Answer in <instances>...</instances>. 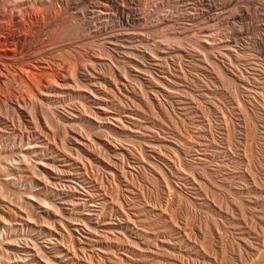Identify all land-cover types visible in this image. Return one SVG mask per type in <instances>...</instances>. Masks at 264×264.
<instances>
[{
	"label": "rangeland",
	"instance_id": "rangeland-1",
	"mask_svg": "<svg viewBox=\"0 0 264 264\" xmlns=\"http://www.w3.org/2000/svg\"><path fill=\"white\" fill-rule=\"evenodd\" d=\"M4 1V2H3ZM0 0V10H4V12L5 13H7V14H16L17 13V11H18V13L20 14V12H21V14L22 15H25V14H23V13H27V12H32L33 13V10H34V12L36 11L37 12V10L39 9L40 11V14H43L42 16H44L45 14H44V11H45V9H46V6H47V4H45V2H47V0H43L44 2L43 3H41L39 0H21L20 2H21V4L19 3V6H20V9H19V6L17 7H14V6H12L13 5V3H11V2H13V0ZM15 1H17V0H15ZM49 1V0H48ZM92 1V0H91ZM91 1H84V2H81V4L79 3L78 5H80V6H78L77 7V9H79V7H83L84 5L86 6H88V8H91V6H93V4L95 5L94 7H96V8H94V9H97V7H100L99 5H98V3H96V1H92V3H91ZM100 1V0H99ZM132 1H136V0H132ZM138 1H140V3L138 2ZM157 1V2H156ZM137 0V3H136V6L140 9V10H142L141 11V14H145V11L147 12L148 11V13H147V16H146V18H145V20L143 19V21H142V19H140V21H139V23L138 22H136L137 23V25L135 24V23H132V22H126V23H124V22H122L123 23V25L122 24H120L121 22H118V23H116L114 20V22H112V19H110V18H105V16H103V15H99L98 17H95V19H96V21H95V19H94V21H93V23H91L90 22V24H89V26H83V24L80 22V21H78L77 20V16L75 15L76 13H75V11L74 10H76V9H70V11L68 10L67 11V13H66V22H65V24L64 25H62V26H60L59 28H57V27H55L54 28V26H51V27H48V28H46V27H44V24L43 23H41L42 25H40L39 27H34L32 24H30L29 23V21H27L28 19L26 18H23L22 17V22H24V20H26L25 22L26 23H23L22 24V22L20 23L21 24V26H20V24H19V26H18V29H21L22 28V30H19V31H25L26 33H27V35L29 36L28 37V41L26 42V44L28 45V43H29V45H36V48L37 47H39V48H41V51H42V53L40 52L39 54H45L46 55V58H48L49 57V59H53V58H55V59H53V60H55L56 62H57V72L59 73V75H62V73L64 74V75H66V74H68V75H66V76H63V77H65V78H62L61 80L59 79L58 80V83L57 84H59L58 85V87H60V89L58 88V93H57V95H59V96H57V97H55V101H53L54 100V98H51V99H48V100H42V101H44V104H42V105H45V107H48V108H50L51 107V103H52V106H53V108H59V109H57L58 111L60 110V111H64L65 109H67L68 111L66 112V111H64L65 113H68V114H70V115H74L77 111H82V110H84L83 112L84 113H87V111H88V113L87 114H89V116H91V118L92 117H95L94 115H91L90 114V111H89V106L88 105H91V109H92V102L90 101V100H88L87 98H83V97H85L84 96V94H83V92H84V90L83 89H85V88H87L86 87V82L85 81H83V80H81V82H79L80 80H79V78H78V84H79V88L81 89L82 87H85V88H83L82 90H80L78 87H77V85L78 84H75L76 82H75V79H77V78H75V79H72V78H74V77H72V76H70L69 77V74L71 75V71L69 70L70 69V65L71 64H69V69L67 68L68 67V61H66V60H64V58L66 59V57H65V55L63 56V52L62 51H59V49L61 48V47H63L64 45H66V44H71V45H73L75 48H77V50L79 51L81 48H83V46H84V48H86V49H88V51L90 52V54L91 55H94V56H99V54H100V59H99V61L100 62H98V64H95L94 65V67H95V69H96V67H97V69H98V71H100V73L102 74L103 72H104V76H105V78H107V79H110L111 78V80H112V77H114V73H117L116 75H115V77H119V78H113L114 80L116 79V83L118 84V80L117 79H119V81L121 80V81H123V83H125V84H127V85H125V86H127L128 87V92L126 91L127 89V87L126 88H124L123 86H121V84H118V86L121 88H119L120 90H121V93H122V95H121V93L119 92L120 90H118V86H117V84L115 83V86L113 85V83L112 82H110V84H107L105 81H101L102 83L104 82V84H101V86L103 87L104 85L106 86H104V88H105V90L107 89V87L110 89V88H113L112 89V93H114L113 95V97H114V99H113V97H112V95H111V90L109 91V89H108V91H107V93H106V97H107V99H108V97H109V102L110 103H108V105L110 104V106H109V108H108V110L110 111H112L113 110V112H119V111H122V110H129L131 113H133V115L134 116H136V117H140V119L142 120V119H144V121L146 122L145 124H143V125H145V126H143L142 128H140V129H142V131H144L145 132V130H150V125H151V127H153V128H151V130H152V132H153V139H152V142H153V146L154 147H157V148H154L153 150H157V149H159L158 151H156V152H161L162 153V151H164L163 153L165 154V155H167V156H164V154H163V156H164V158H172L171 160H175L174 162H175V164H176V167L177 168H179V170L180 169H182V170H180L181 172L182 171H184V172H182V173H184L183 175L185 176H182V177H180V176H178L179 178H177V177H170V178H172L171 180L172 181H176L175 183L176 184H178V185H180L181 184V189H183V192H178V194H177V192L176 191H170L172 194L174 193V192H176V195H178V196H176L175 195V193H174V195H172L171 194V197L169 198V201H168V199H167V201H166V198H164L163 199V197L162 196H160V194H159V192H157L158 190L155 188V187H153V189L152 188H150L151 186L149 185V184H147V183H145V184H142L143 183V181H138L140 184L138 185V182H135V180H133L132 179V181H133V185L135 184V186L139 189H141V191L139 190V191H137V192H140V193H143V191H144V193L143 194H145L144 196H142L143 194H141V196H142V198L144 199V200H147L146 202L149 204V202H150V204H153L155 207H157V208H153L154 209V211H160V209H161V213L165 210L166 211V213H169L171 216L170 217H172V221H173V223H175L174 224V229H176L175 231H178L179 232V236H177L176 234H175V231L174 230H172L171 229V231L173 232H170V233H172V235H171V238H169V237H167V238H169V239H171L172 241L174 240V243L171 241L170 242V244H166V245H162V242H161V238H163L162 236H160L159 235V233L157 232V234H156V232H155V230L157 229L156 228V226L155 225H152V224H147V222L144 224V222L143 221H141V220H139V221H135V223H136V225L139 227L140 226V228L142 229H146L145 230V232H144V230H143V232H144V234H143V237H144V239L141 241H139L140 242V245H142V246H138V244H139V242H137L136 243V240L138 241L139 240V238H131V237H129L128 235H126V234H124L123 232H121V230L119 231V230H116V229H113L112 230V232H111V230L110 229H108V228H104L103 226H98L97 227V229H96V233H98L97 235H99L98 237H100V235H101V239L103 240V239H105L107 236L109 237H107V241H105V240H103L104 241V243L106 242V243H108L107 245L109 246V248H101L100 247V245H101V243L100 242H98V241H91V243L88 241V243L86 242V243H84V244H82V246H84V248L86 247L87 248V251H86V254H83V252L86 250V249H84V251L83 252H78V255L79 256H81V255H83V256H87V258H86V256H85V259H88V261L89 260H91V264L93 263V264H97V262H99L98 264H245L246 262H247V260L246 259H248V256L250 257V251H251V248H250V246H251V244L253 245V244H255V240H256V242L257 243H259V239L261 240L262 239V236L264 235L263 234V232H264V159H262V158H264V128H263V126H264V107L262 108V106H264L263 104H264V78H262L261 79V77H257V76H260V73L263 75V70H264V0H247V1H244V0H234V2H233V4H237V5H234V6H232L233 4H229V5H225L226 7H224V5H220V2L221 1H223V0H217V3H216V0L215 1H210V0ZM194 1V2H193ZM196 1V2H195ZM208 1L212 4L210 7H208L207 6V3H208ZM236 1H240V3H242L243 4V2H244V4L242 5V6H244L245 4H247L248 3V1H249V3H248V5L249 6H247V5H245L244 6V8L245 9H249L250 11H248L247 10V15L245 14V13H243V16H242V13H240V12H238V10H239V8H240V3L238 2V3H236ZM261 1V2H260ZM53 2V3H52ZM156 2V3H155ZM193 2V3H192ZM201 4H200V3ZM205 2V3H204ZM4 3V4H3ZM51 3L54 5V4H56L57 5V1L56 0H51ZM82 3H83V5H82ZM101 3H103V2H101ZM142 3V4H141ZM155 3V4H154ZM188 3V4H187ZM191 3V4H190ZM216 3V4H215ZM219 3V4H218ZM29 4V5H28ZM140 4L142 5V6H140ZM190 4V5H189ZM253 6H252V5ZM5 7H3V6ZM37 5V6H36ZM91 5V6H90ZM192 5V6H191ZM194 5V6H193ZM216 5V6H215ZM86 6V7H87ZM140 6V7H139ZM145 6V7H144ZM156 6V7H155ZM206 6V7H205ZM236 6V7H235ZM147 7V8H146ZM153 7V8H152ZM168 7H170V8H168ZM217 7V8H216ZM223 7V8H222ZM235 7V9H233V11H232V8H234ZM249 7V8H248ZM254 8V9H252V8ZM25 8H26V10H25ZM57 8H60V7H58L57 6ZM160 8H162V9H160ZM165 8V9H164ZM208 8V9H207ZM229 8H230V10H229ZM238 8V9H237ZM33 9V10H32ZM199 9V10H198ZM200 9H203L204 10V12H206V13H204V12H202V14L201 13H199V11H200ZM213 9V10H212ZM226 9H228V10H226ZM21 10V11H20ZM175 10V11H174ZM222 12H221V11ZM235 10V11H234ZM253 10V11H252ZM259 10V11H258ZM210 11V12H209ZM240 11V10H239ZM252 11V12H251ZM23 12V13H22ZM159 12V13H158ZM167 12V13H166ZM192 12V13H191ZM213 12H215V14L213 13ZM218 12V13H217ZM220 12H221V14L222 13H224V14H226V15H224L223 14V16H221V18H219L218 16H216V15H219L220 14ZM227 12V13H226ZM232 12H234V13H232ZM260 12V13H259ZM181 13V14H180ZM191 13V14H190ZM205 15H204V14ZM210 13V14H209ZM230 13H232V14H230ZM252 13V14H251ZM20 14V15H21ZM148 14H150V15H148ZM159 14V15H158ZM162 14V15H161ZM165 14V15H164ZM168 14V15H167ZM198 14V15H197ZM208 14V15H207ZM228 14H230V15H228ZM238 14H241L240 16H238ZM248 14H250V15H248ZM202 15V16H201ZM229 16V19H227L228 18V16ZM237 15V16H236ZM246 15V16H245ZM74 16V17H73ZM95 16V15H94ZM154 16H155V18H154ZM159 16V17H158ZM164 16V17H163ZM166 16V17H165ZM174 16V17H173ZM176 16V17H175ZM200 16V17H199ZM215 17V19H214V17ZM227 17L226 19H227V21L228 22H226V19L224 18V17ZM231 16H233V17H231ZM104 18V20H103V18ZM107 17V16H106ZM168 17V18H167ZM191 17V18H190ZM194 17V18H193ZM196 17V18H195ZM216 17H217V19H216ZM76 18V19H75ZM101 18V19H100ZM178 18H179V20H178ZM213 18V19H212ZM242 18V19H241ZM250 18V19H249ZM43 19H44V17H43ZM109 19H110V21H109ZM190 19V20H189ZM204 19V20H203ZM109 22H108V21ZM158 20V21H157ZM102 21H103V23H102ZM148 21V22H147ZM186 21V22H185ZM202 23H201V22ZM222 21V22H221ZM231 23H230V22ZM95 22V23H94ZM158 22V23H157ZM162 22V23H161ZM182 22V23H181ZM205 24H204V23ZM226 22V23H225ZM233 22V23H232ZM237 22V23H236ZM29 23V24H28ZM79 23H81V24H79ZM97 23V24H96ZM102 23V24H101ZM105 23H108L107 25H105ZM116 23V24H115ZM128 23V24H127ZM210 23H212V24H210ZM134 24V25H133ZM167 24V25H166ZM210 24V25H209ZM103 27H102V26ZM155 25V26H154ZM194 25V26H193ZM238 25V26H237ZM105 26V27H104ZM107 26V27H106ZM164 28H163V27ZM174 26V27H173ZM192 26V27H191ZM203 26V27H202ZM215 26V27H214ZM221 26V27H220ZM228 26V27H227ZM249 26V27H248ZM115 27V28H114ZM198 29H197V28ZM235 27V28H234ZM248 27V28H247ZM110 28V29H109ZM147 28V29H146ZM170 28V29H169ZM195 28V29H194ZM204 28V29H203ZM210 28V29H209ZM218 28H219V30H218ZM234 28V29H233ZM241 28V29H240ZM67 31H66V30ZM158 29V30H157ZM187 29H189V31L187 30ZM201 29V30H200ZM207 29V30H206ZM212 29V30H211ZM215 29V30H214ZM253 29V30H252ZM50 30V31H49ZM64 30V31H63ZM80 30H82V31H80ZM131 31V33H130V31ZM145 30V31H144ZM179 30V31H178ZM249 30V31H248ZM61 31V32H60ZM72 31V32H71ZM125 33H124V32ZM195 31V32H194ZM218 31V32H217ZM221 31V32H220ZM255 31H257V32H255ZM45 32V33H44ZM127 32V33H126ZM137 32V33H136ZM141 32H143L142 34H141ZM147 32V33H146ZM149 33H150V35H149ZM153 33V34H152ZM186 33H187V35H186ZM198 33V34H197ZM203 33H205V34H203ZM218 33H219V35H218ZM242 33V34H241ZM75 34V35H74ZM157 34V35H156ZM189 34V35H188ZM227 34V35H226ZM257 34V35H256ZM38 35H39V37H38ZM74 35V36H73ZM78 35H79V37H78ZM146 37H145V36ZM151 35H152V38H151ZM175 35V36H174ZM192 35V36H191ZM209 35V36H208ZM212 35V36H211ZM45 36V37H44ZM215 36H217V37H215ZM258 36V37H257ZM59 37V38H58ZM150 37V38H149ZM202 37V38H201ZM204 37V38H203ZM212 37V38H211ZM219 37H220V39L222 38L223 40H220L219 39ZM226 37V38H225ZM235 37V38H234ZM239 37V38H238ZM243 37V38H242ZM254 37V38H253ZM117 38V39H116ZM196 38V39H195ZM207 38V39H206ZM237 38V39H236ZM39 39V40H38ZM60 39V40H59ZM95 39V40H94ZM119 39V40H118ZM129 39V40H128ZM164 39H165V41H164ZM168 39V40H167ZM171 39V40H170ZM196 41H195V40ZM205 39V40H204ZM226 39H228V40H226ZM234 39V40H233ZM240 39V40H239ZM104 40H105V42H104ZM110 40V41H109ZM116 40V41H115ZM155 40V41H154ZM167 40V41H166ZM192 40H194V41H192ZM236 40V41H235ZM258 40V41H257ZM40 41V42H39ZM71 41V42H70ZM86 41V42H85ZM90 41V42H89ZM96 41V42H95ZM103 41V42H102ZM229 41V42H228ZM235 41V42H234ZM245 43H244V42ZM249 41V42H248ZM260 41H262V42H260ZM32 42V43H31ZM75 42V43H74ZM93 42V43H92ZM110 42H112V43H110ZM115 42V43H114ZM126 42V43H125ZM155 42V44H152V43H154ZM163 42H164V44H163ZM170 42V43H169ZM187 42V43H186ZM189 42V43H188ZM208 42V43H207ZM211 42H213V43H211ZM218 42V43H217ZM237 42V43H236ZM256 42V43H255ZM259 42L261 43V44H259ZM97 43V44H96ZM102 43H103V45H102ZM118 43H120V44H118ZM121 43H122V45H121ZM140 43V44H139ZM147 46V47H145V45ZM169 43V44H168ZM62 44V45H61ZM64 44V45H63ZM75 44V45H74ZM88 44H89V46H88ZM94 46H93V45ZM125 44V45H124ZM136 46H135V45ZM138 44V45H137ZM191 44V45H190ZM197 44V45H196ZM199 44V45H198ZM225 44V45H224ZM246 44V45H245ZM256 44H257V46H256ZM263 44V45H262ZM61 45V46H60ZM78 45V46H77ZM97 45H98V47H97ZM131 45L133 46L132 48H131ZM143 45V46H142ZM148 45H150L149 47H148ZM159 45V46H158ZM184 47H183V46ZM201 45V46H200ZM249 45V46H248ZM259 45H260V47H259ZM56 46V47H55ZM82 46V47H81ZM90 46H91V48H90ZM106 46V47H105ZM124 46V47H123ZM130 46V47H129ZM193 46H195V47H193ZM199 46V47H198ZM204 46V47H203ZM225 46V47H224ZM11 50L12 49H14V52L15 53H18V51H19V48H18V46H16V45H14V44H12V45H9L8 46ZM16 47H17V49H16ZM141 47V48H140ZM155 48V50H153L152 49V51H151V48ZM160 47V48H159ZM187 47H189V48H187ZM206 47V48H205ZM223 47V48H222ZM257 47V48H256ZM104 48V49H103ZM137 48H139V49H137ZM149 48V49H148ZM163 48V49H162ZM174 48V49H173ZM192 48V49H191ZM194 48V49H193ZM198 48V50H196ZM219 48V49H218ZM235 48V49H234ZM251 48V49H250ZM49 49V50H48ZM146 49V50H145ZM158 49V50H157ZM206 49V50H205ZM209 49H210V51H209ZM212 49V50H211ZM214 49V50H213ZM229 49V50H228ZM255 49V50H254ZM263 49V50H262ZM52 50H54V51H52ZM127 50V51H126ZM144 50V51H143ZM204 52H203V51ZM215 50H217V51H215ZM232 50V51H231ZM49 51V52H48ZM121 51V52H120ZM129 51H131L130 53H129ZM159 51V52H158ZM196 51V52H195ZM211 51H213V52H211ZM220 53H219V52ZM257 51V52H256ZM263 51V52H262ZM92 52V53H91ZM108 52V53H107ZM117 52V53H116ZM211 52V53H210ZM226 55H223V53ZM254 52V53H253ZM260 52V53H259ZM129 53V55L127 56V54ZM149 53V54H148ZM173 53L175 54V55H173ZM198 53V54H197ZM202 53H203V55H202ZM216 53V54H215ZM222 53V54H221ZM59 54V55H58ZM107 54V56H105ZM118 54V55H117ZM125 54V55H124ZM151 54H152V56H151ZM155 54H157V56L155 55ZM208 54V55H207ZM48 55V56H47ZM57 55V56H56ZM166 55V56H165ZM220 55H223L222 57L220 56ZM229 55V56H228ZM59 56V57H58ZM61 56V57H60ZM129 56H130V58H129ZM154 56V57H153ZM250 56V57H249ZM111 57V58H110ZM122 57V58H121ZM132 57V58H131ZM134 57H137V58H134ZM158 57H160V58H158ZM161 57H163V59L161 58ZM194 57V58H193ZM217 57V58H216ZM228 57H229V59H228ZM261 57V58H260ZM58 58V59H57ZM103 58H105V59H103ZM168 58V59H167ZM209 58V59H208ZM223 59V64L221 65L219 62V59ZM121 59H123V60H125L124 62L123 61H121ZM141 59V60H140ZM151 59V60H150ZM174 59V60H173ZM193 59V60H192ZM200 59V60H199ZM218 59V60H217ZM248 59H249V61H248ZM68 60V59H67ZM127 60V61H126ZM129 60V61H128ZM134 60V61H133ZM179 60V61H178ZM191 60V61H190ZM211 60H212V62L214 63H212L211 62ZM213 60H215V61H213ZM238 60V61H237ZM111 61V62H110ZM131 61V62H130ZM147 61H149L150 62V64H149V62H147ZM152 61V62H151ZM183 61V62H182ZM206 61V62H205ZM243 61V62H242ZM248 61V62H247ZM61 62V63H60ZM64 62H67V63H64ZM90 61L89 60H87V68L89 69V71L91 70V72H93V73H99V72H94V70L95 69H92L93 67H90V65L91 66H93V64L94 63H97V61L95 62H93V60L89 63ZM108 62H110V64H111V67L112 66H114L115 65V68H116V64H118V65H120V67L123 65V67L122 68H125V69H122L121 68V71H120V68H119V66H117V68L115 69V71H113L114 73H113V75H112V73H111V70H110V74H109V70H108ZM126 62V63H125ZM134 62V63H133ZM141 62H143V63H141ZM179 62V63H178ZM216 62V63H215ZM225 62V63H224ZM233 64H231V63ZM240 62V63H239ZM256 62V63H255ZM262 62H263V64H262ZM105 63V64H104ZM107 63V64H106ZM129 63H131L133 66L131 67V70L132 71H129L128 69V66L126 65V64H129ZM157 63V64H156ZM160 63V64H159ZM192 63V64H191ZM208 63H209V65H208ZM212 63V64H211ZM250 63H251V65H250ZM63 65V67H62V65ZM100 64V65H99ZM109 64V65H110ZM136 64V66H134ZM154 64H156V65H154ZM195 64V65H194ZM215 64L218 66H215ZM219 64V65H218ZM60 65H61V68H60ZM89 65V66H88ZM126 65V67H124ZM147 65V67L145 68V66ZM150 65V66H149ZM206 65V66H205ZM229 65H231V69H233V71L239 76V77H235L233 74H230V73H226V72H224V71H222L223 69H222V66H228L229 67ZM261 65H263V66H261ZM107 68H106V67ZM139 66V67H138ZM153 66V67H152ZM163 66V67H162ZM181 68H180V67ZM202 66V67H201ZM211 66V67H210ZM221 66V67H220ZM237 66V67H236ZM253 66L256 68V69H253ZM59 67V68H58ZM90 67V68H89ZM100 69H99V68ZM102 67V68H101ZM136 67V69L138 68V70H135L134 68ZM119 68V69H118ZM140 68H141V70H140ZM146 69L147 70V72H148V75H147V72H146V70H144V72L142 73V69ZM163 68V69H162ZM205 70H204V69ZM219 68V69H218ZM240 68V69H239ZM67 69L70 71H68L67 72ZM117 69H118V71H117ZM157 69V70H156ZM184 69V70H183ZM239 69V70H238ZM247 69V70H246ZM258 69V70H257ZM107 70H108V72H107ZM126 72V73H124V71ZM149 70V71H148ZM167 70V71H166ZM208 70V71H207ZM220 70V71H219ZM242 70V71H241ZM61 71V72H60ZM123 71V73H122V75H124V76H122L121 75V72ZM128 71H129V73H130V77H129V74H128ZM139 71H141V72H139ZM182 71V72H181ZM211 71V72H210ZM217 71V72H216ZM254 72V73H250V72ZM66 72V73H65ZM137 74H136V73ZM150 72V73H149ZM156 72V73H155ZM199 72V73H198ZM257 74H256V73ZM259 72V73H258ZM108 73V74H107ZM131 73H133V74H131ZM139 73V74H138ZM144 73H146V74H144ZM153 73V74H152ZM176 73V74H175ZM216 73L218 74V75H216ZM226 73V74H225ZM241 73H242V75H241ZM121 76H120V75ZM184 74V75H183ZM199 74V75H198ZM244 74V75H243ZM107 75L108 76H110L109 78L107 77ZM132 75V76H131ZM141 75V76H140ZM143 75V76H142ZM149 75L151 76V77H149ZM166 75V76H165ZM179 75V76H178ZM186 75V76H185ZM199 77H198V76ZM205 75V76H204ZM221 75V76H220ZM227 75V77H225ZM233 75V76H232ZM251 75H252V77H251ZM255 75V76H254ZM164 76V77H163ZM185 76V77H184ZM44 77V75H42V77H37V81H38V78L41 80V78H43ZM62 76H60V78H61ZM126 79H125V78ZM129 77V79H127ZM133 77V78H132ZM135 77H137V78H135ZM142 77H143V79H142ZM219 77V78H218ZM222 77H224L223 78V80H221L222 79ZM230 77V78H229ZM241 77V78H240ZM244 77V78H243ZM254 77V78H253ZM257 77V78H256ZM134 78H135V80H134ZM151 79V82H153L152 83V85L153 86H150V84H148L147 82H146V79ZM156 79V82H155V79ZM186 78H187V80H186ZM190 78V79H189ZM204 78V79H203ZM209 78V79H208ZM257 80H256V79ZM139 79V80H138ZM169 79L171 80V81H169ZM213 79V80H212ZM220 79V80H219ZM234 79V80H233ZM33 80H35V79H33ZM74 80V81H73ZM110 80V81H111ZM128 80V81H127ZM132 82H131V81ZM140 80H142L141 82H139ZM144 80V81H143ZM248 80H250V81H248ZM36 81V80H35ZM34 81V82H35ZM36 81V82H37ZM42 81V82H41ZM41 81H38V82H41L42 84H43V82H45L46 80H45V77L41 80ZM61 82V86H60V82ZM77 81V80H76ZM120 81V82H121ZM174 81V82H173ZM183 81V82H182ZM230 81V82H229ZM232 81V82H231ZM243 81V82H242ZM247 81H248V83H247ZM263 81V82H262ZM75 82V83H74ZM82 82L84 83V84H82ZM129 82H131V84L129 83ZM213 84H212V83ZM224 82V83H223ZM70 83V84H69ZM72 83V84H71ZM143 83H147V84H143ZM156 83V84H155ZM160 83V84H159ZM199 83V84H198ZM228 83V84H227ZM233 83V84H232ZM242 83V84H241ZM256 85H255V84ZM70 85V87L69 88H65L67 85ZM80 84H82V86L80 85ZM129 84L130 85H132V87L137 91V94L136 93H134L133 92V90L131 91V88H130V86H129ZM141 84V85H140ZM143 84V85H142ZM187 84V85H186ZM241 84V85H240ZM263 84V85H262ZM85 85V86H84ZM109 85V86H108ZM197 85V86H196ZM207 85V86H206ZM239 85V86H238ZM243 85H244V87L246 88H244L243 87ZM65 86V87H64ZM73 87V89H72V87ZM111 86V87H110ZM138 86V87H137ZM165 86V87H164ZM227 86V87H226ZM257 86V87H256ZM64 87V88H63ZM68 87V86H67ZM76 87V88H75ZM197 87V88H196ZM209 87V88H208ZM218 87V88H217ZM224 87V88H223ZM235 87V88H234ZM249 87V88H248ZM263 87V88H262ZM25 88L26 87H24V86H22V89L24 90L23 91V94H25V95H29L30 96V94H31V92L30 93H27V90L28 89H30L29 87H28V89L26 88V93H25ZM63 88V89H62ZM75 88V89H74ZM78 88V89H77ZM138 88H140V89H138ZM170 88V89H169ZM217 88V89H216ZM240 88V90H238ZM248 88V89H247ZM255 88H256V90H255ZM21 88H20V90H22ZM69 89V90H68ZM143 89V90H142ZM175 89V90H174ZM232 89V90H231ZM243 89V90H242ZM73 90H75V91H73ZM85 90H87V89H85ZM114 90V91H113ZM147 90V91H146ZM170 90H172V91H170ZM191 90V91H190ZM263 90V91H262ZM68 91H69V93H68ZM123 91V92H122ZM130 91V92H129ZM141 91V92H140ZM144 91V92H143ZM220 91V92H219ZM226 91H227V93H226ZM258 91H261V92H258ZM21 92V91H20ZM61 92V93H60ZM125 92V93H124ZM132 92V93H131ZM139 92V93H138ZM185 92V93H184ZM197 92V93H196ZM205 92V93H204ZM251 92V93H250ZM110 93V94H109ZM115 93H116V95H115ZM124 93V94H123ZM127 93V94H126ZM148 93H149V96H148ZM156 93V94H155ZM196 93V94H195ZM212 93V94H211ZM216 93V94H215ZM232 93H234V94H232ZM257 93V94H256ZM66 94V95H65ZM80 94V95H79ZM129 94V95H128ZM131 94H134L135 96H132ZM147 94V95H146ZM152 94H154V95H152ZM180 94H182V95H180ZM250 94V95H249ZM61 95V96H60ZM64 95V96H63ZM123 95H125V96H123ZM141 95V96H140ZM144 95H146V96H144ZM151 95H152V100H151ZM158 95V96H157ZM163 95V96H162ZM177 95V96H176ZM187 95H189V96H187ZM232 95V96H231ZM243 95V96H242ZM246 95V96H245ZM255 95V96H254ZM121 98H119V97ZM153 96H155V98H157V99H160L159 101L162 103V105H163V109H162V107L161 108H159V106L157 105V103L155 102V100L153 99ZM209 96V97H208ZM254 96V97H253ZM61 97V98H60ZM132 97V98H131ZM142 97H144V98H142ZM149 97V98H148ZM172 97V98H171ZM218 97V98H217ZM243 97V98H242ZM247 97H249V99L247 98ZM116 98V99H115ZM128 98H131L130 100L128 99ZM198 98H199V100H198ZM204 98V99H203ZM241 98V99H240ZM256 98V99H255ZM60 99V100H59ZM113 99V100H112ZM145 99L146 100H148L149 99V101H153V103L152 102H145ZM179 99V100H178ZM184 101H183V100ZM202 99V100H201ZM206 99V100H205ZM207 99H209V100H207ZM237 100V102L235 101V100ZM247 99V100H246ZM57 100H58V102H57ZM76 100V101H75ZM82 100V101H81ZM88 100V101H87ZM118 100V101H117ZM182 100V102H178V101H181ZM189 100V101H188ZM214 100V101H213ZM219 100V101H218ZM239 100H240V102H239ZM242 100V101H241ZM244 100V101H243ZM256 100V101H255ZM84 101V102H83ZM117 101V102H116ZM119 101H123V102H120L121 104H119ZM126 101V102H125ZM128 101V102H127ZM131 101V102H130ZM177 101V102H176ZM192 101V102H191ZM222 103H221V102ZM246 101V102H245ZM49 102H51V103H49ZM54 102H55V105H57V106H55L54 107ZM133 102V103H132ZM168 102V103H167ZM199 102V103H198ZM206 102V103H205ZM211 102H212V104H211ZM217 102V103H216ZM239 102V103H238ZM252 102V103H251ZM83 103V104H82ZM85 103V104H84ZM117 103V104H116ZM127 103V104H126ZM148 103V104H147ZM164 103V104H163ZM190 103V104H189ZM249 103H251V104H253L254 105V108L253 109H255L253 112L251 111V110H253L252 108L251 109H249L250 108V105H249ZM47 104H49L48 106H47ZM61 104V105H60ZM69 104V105H68ZM119 104V106H117ZM126 105L125 107H123L122 105ZM129 104V105H128ZM134 104V105H133ZM201 104V105H200ZM215 104V105H214ZM228 104V105H227ZM239 105V107H238V105ZM248 106H247V105ZM72 107H75V109L77 110H74V108H72ZM76 105V106H75ZM81 105V106H80ZM113 105V106H112ZM187 105V106H186ZM189 105V106H188ZM213 105V106H212ZM68 106V107H67ZM70 106V107H69ZM128 106H130V107H132L131 109H130V107H128ZM135 106V107H134ZM142 106V107H141ZM192 106V107H191ZM228 107V108H226V107ZM60 107H62V110H61V108ZM83 107V108H82ZM86 107V108H85ZM115 107V109H113ZM117 107V108H116ZM146 107V108H145ZM181 107V108H180ZM188 107V108H187ZM216 107H218V108H216ZM241 107V108H240ZM72 108V109H71ZM79 108V109H78ZM122 108V109H121ZM141 108V109H140ZM152 108H153V110H152ZM159 108V109H158ZM164 108H166L165 110H166V112L164 111ZM171 108V109H170ZM186 108V109H185ZM201 108V109H200ZM222 109V112H221V109ZM244 108V109H243ZM247 108V109H246ZM50 109H52V107L50 108ZM120 109V110H119ZM136 109V110H135ZM183 109V110H182ZM194 109V110H193ZM210 109V110H209ZM212 109V110H211ZM218 109V110H217ZM228 109H230L229 111H228ZM240 109V110H239ZM93 110V109H92ZM186 110V111H185ZM247 112H246V111ZM249 110V111H248ZM72 112V114H71V112ZM86 111V112H85ZM155 111H156V113H155ZM171 112V113H169V112ZM191 111V112H190ZM206 111V112H205ZM137 112V113H136ZM146 114H145V113ZM215 112V113H214ZM227 112V113H226ZM230 112V113H229ZM245 112V113H244ZM74 113V114H73ZM185 113H186V115H185ZM201 113V114H200ZM203 113V114H202ZM207 113V114H206ZM220 113H222V114H220ZM243 113V114H242ZM246 113H247V115H246ZM254 113H255V115H254ZM258 113V114H257ZM157 114V115H156ZM177 114V115H176ZM179 114V115H178ZM192 114V115H191ZM224 114V115H223ZM239 114V115H238ZM141 115V116H140ZM160 115V116H159ZM218 115V116H217ZM228 115H229V117H228ZM244 115V116H243ZM254 115V116H253ZM257 115V116H256ZM259 115V116H258ZM147 116V117H146ZM156 116V117H155ZM179 116V117H178ZM204 116H206V117H204ZM225 116V117H224ZM138 117V118H139ZM144 117V118H143ZM161 117V118H160ZM183 117V118H182ZM248 117V118H247ZM251 117H253V118H251ZM255 117V118H254ZM97 118V117H96ZM151 118V119H150ZM154 118V119H153ZM176 118V119H175ZM180 118V119H179ZM182 118V119H181ZM194 118V119H193ZM197 118V119H196ZM209 118V119H208ZM242 118V119H241ZM258 118V119H257ZM261 118H263V119H261ZM158 119H159V121H158ZM164 119V120H163ZM170 119V120H169ZM173 119V120H172ZM207 119V120H206ZM215 119V120H214ZM227 119V120H226ZM252 119V120H251ZM253 119H254V121H253ZM99 120V119H98ZM150 120H152V123H148ZM201 120V121H200ZM224 120H225V122L227 123V125H224L225 124V122H224ZM90 121V120H89ZM103 121H105V120H103ZM205 121H206V123H205ZM212 121V122H211ZM220 121V122H219ZM228 121V122H227ZM234 121V122H233ZM244 121V122H243ZM248 121V122H247ZM250 121V122H249ZM59 122L61 123L62 122V124H65L64 123V121H62L61 119H59ZM77 124H79V123H81L82 122V124L81 125H83L84 127H85V129H84V127H82L81 125H78L77 124V127H75V123ZM182 122V123H181ZM186 122V123H185ZM191 122V123H190ZM201 122V123H200ZM224 122V123H223ZM246 122V123H245ZM252 122H253V124H252ZM256 122V123H255ZM71 123V122H70ZM72 123H74L75 125H74V127H75V129L76 130H78V131H80L81 133H85V131L84 130H87L88 129V127H89V129H88V131L90 132V133H88L92 138H90V136L88 137L87 135V133H85L84 135L85 136H87V138L88 139H91V141L93 140V137H94V141H97V142H94V141H90L91 143H96V145L94 146V143L92 144V148H93V151L94 152H98V153H100L101 155H103V157L105 156V152H106V155L108 156V152L107 151H105V148L103 149L105 152H103V151H101V152H99L100 150H102L101 148L103 147L100 143H98L99 142V137L101 136V131L105 128V130L104 131H102L103 132V134H104V138H109L110 140L113 138V140H111V142L113 141V144L115 145V143L117 144V143H120V145L119 144H117L116 146H127L126 144H128V146L127 147H129V148H131V153L133 154V156H136V155H138V157L140 156V157H145L146 155H143L142 153H141V151L139 150V148H138V145H137V143H135L136 141H134V139L133 138H131V137H128V136H125V135H123L122 133V135L121 134H119L120 133V131L119 130H117L116 128H108V127H106V126H93L92 124H90V123H88V122H86V121H84V124H83V121H80L79 122V120L78 119H75V120H73L72 121ZM87 125H86V124ZM172 123V124H171ZM177 123V124H176ZM185 125H184V124ZM188 123V124H187ZM209 123V124H208ZM214 123V124H213ZM232 123H234V125L232 124ZM238 123V124H237ZM176 124V125H175ZM192 124V125H191ZM248 124V125H247ZM256 124H257V126H256ZM262 126H261V125ZM86 125V126H85ZM153 125V126H152ZM169 125V126H168ZM178 125V126H177ZM210 125V126H209ZM242 125V126H241ZM252 125H254V129L257 131H255L254 133L255 134H253L252 136H253V139L251 138L252 136H251V134H249V133H251L250 132V129L253 127ZM44 126V125H43ZM58 126H60L59 127V129H63V127L61 126V125H58ZM72 126V125H71ZM70 125H69V127H71ZM93 126V127H92ZM147 126V127H146ZM149 126V127H148ZM156 126V127H155ZM183 126H184V128H183ZM196 126H197V128H196ZM219 126V127H218ZM227 126V127H226ZM230 126V127H229ZM62 127V128H61ZM68 126H67V128H65V130H66V132H64L63 133V131H64V129H63V131H57V132H61L62 134H66V135H62L61 133H60V135L56 132V134L54 135V134H52L53 132H55V131H53V129L51 128V130H49L47 127H44L45 129V131H46V133H47V135L49 136H46L47 137V139H51L52 141H49V142H54L55 140H54V138H53V135H54V137L56 136V144H57V148L60 146V147H64V145H66V144H68V137H69V134H68V132H69V130L67 131V129L69 128ZM74 127L72 126L71 128H73V130H75L74 129ZM79 127V128H78ZM83 128V130H80V129H82ZM141 127V126H140ZM224 127V128H223ZM251 127V128H250ZM47 128V129H46ZM58 128V127H57ZM56 128V129H57ZM97 128H98V130H100L101 128H102V130H100V131H97ZM147 128V129H146ZM149 128V129H148ZM164 128V129H163ZM196 128V129H195ZM212 128V129H211ZM216 128V129H215ZM227 128V129H226ZM231 128V129H230ZM55 129V130H56ZM94 129V130H93ZM107 129V130H106ZM229 129H230V131H229ZM243 129V130H242ZM261 129V130H260ZM58 130V129H57ZM75 130V131H76ZM115 130V131H114ZM117 130V131H116ZM194 130V131H193ZM210 130V131H209ZM53 131V132H52ZM87 131V132H88ZM95 133V135H94V133ZM95 131H97V132H95ZM186 131H188V132H186ZM196 131V132H195ZM219 131V132H218ZM226 131H228V132H226ZM245 131L247 132V133H245ZM262 131V132H261ZM147 132V131H146ZM154 132H157V134L156 133H154ZM211 132V133H210ZM222 132V133H221ZM225 132V133H224ZM241 134H240V133ZM91 133H92V135H91ZM185 133V134H184ZM201 134L200 136L202 137H200L199 136V134ZM203 133H205V134H203ZM57 134H58V136H60L59 138L57 137ZM67 134H68V137L66 138V140L64 139L66 136H67ZM97 134L99 135L98 137H96L97 136ZM103 134H102V136H103ZM191 134V135H190ZM227 134H228V136H227ZM229 134H230V136H229ZM234 134V135H233ZM245 134V135H244ZM115 135V136H114ZM162 135L164 136L163 138H165V142H159L158 141V139H157V137L156 136H159V137H162ZM244 135V136H243ZM256 135V136H255ZM263 135V136H262ZM62 136H64V138L62 137ZM106 136V137H105ZM112 138H111V137ZM190 136V137H189ZM62 137V138H61ZM126 137H128V138H126ZM156 137V138H155ZM189 137V138H188ZM228 137V138H227ZM171 138H172V140H171ZM176 138V139H175ZM213 138V139H212ZM233 138V139H232ZM244 138V139H243ZM247 138V139H246ZM249 138V139H248ZM250 138H251V140H250ZM49 139V140H50ZM59 139V140H58ZM64 139V140H63ZM108 139V140H109ZM128 139H130L129 140V142L127 141ZM174 139V140H173ZM191 139V140H190ZM207 139V140H206ZM221 139V140H220ZM228 139V140H227ZM114 140H115V142H114ZM132 140V143H130V141ZM171 140V141H170ZM197 140V141H196ZM63 141V142H62ZM134 141V142H133ZM183 143H181V142ZM185 141V142H184ZM197 143H196V142ZM199 141V142H198ZM214 141V142H213ZM216 141V142H215ZM229 142V144H227L228 142ZM239 143H238V142ZM249 141H250V143H249ZM256 142V144H255V142ZM260 141V142H259ZM64 142H66L65 144H64ZM159 142V143H158ZM180 142V143H179ZM202 142V143H201ZM206 142V143H205ZM208 142V143H207ZM244 142H247V145H245L247 148H246V150H245V148L243 147V144H244ZM258 142V143H257ZM55 143V142H54ZM53 143V145H56V144H54ZM97 143L98 144H100L101 146H99V149H98V145H97ZM126 143V144H125ZM135 143V144H134ZM157 143V146L155 145ZM162 143V144H161ZM168 143V144H167ZM177 143V144H176ZM200 145H199V144ZM224 143H225V145H224ZM260 143V144H259ZM11 142H9L8 143V145H7V147L9 148L11 145ZM59 144V145H58ZM122 144V145H121ZM145 144V143H144ZM164 144V145H163ZM178 145L177 146V148H176V146L175 145ZM196 144V145H195ZM218 144H219V146H218ZM238 144V145H237ZM242 144V145H241ZM249 144H250V147H251V149H250V147H249ZM259 144V145H258ZM15 145H18V142H16L15 143ZM69 145V144H68ZM65 146V148L66 147H69V146ZM91 145V144H90ZM149 145V144H148ZM159 145V146H158ZM165 145H168V146H165ZM170 145V146H169ZM172 145V146H171ZM228 145H230V147L228 146ZM234 145V146H233ZM236 145V146H235ZM253 145V146H252ZM132 146H134V148L132 147ZM165 146V147H164ZM174 146V147H173ZM181 146V147H180ZM183 146V147H182ZM242 146V147H241ZM59 147V148H60ZM96 147V148H95ZM101 147V148H100ZM190 147V148H189ZM200 147H201V149H200ZM236 147V148H235ZM260 147V148H259ZM91 148V149H92ZM95 148V149H94ZM164 148V149H163ZM174 148V149H173ZM183 148H185V149H183ZM242 148V149H241ZM253 148V149H252ZM60 149H62V148H60ZM64 149V148H63ZM134 149V150H133ZM136 149H138L137 150V152H136ZM202 149H203V153L201 152L202 151ZM206 149V150H205ZM226 149L227 150H230L231 149V151H229V152H232L233 153V156H235L236 155V157H234L233 159H232V161H227L226 160V157H225V155L226 154H228V151H226ZM245 151H244V150ZM258 149V150H257ZM64 150H66V149H64ZM96 150V151H95ZM99 150V151H98ZM162 150V151H161ZM182 150V151H181ZM185 150V151H184ZM188 150H190V151H188ZM208 150V151H207ZM214 150V151H213ZM220 150V151H219ZM247 150H249V151H247ZM256 150V151H255ZM67 151L69 152V149H67ZM135 151V152H134ZM141 153V155H140V153ZM172 151H174V152H172ZM178 151V152H177ZM199 151L201 152V153H199ZM257 151H259V153L257 152ZM73 152V155H74V153L76 152H74V151H72ZM103 152V153H102ZM159 152V153H160ZM176 152V153H175ZM198 152V153H197ZM226 152V153H225ZM250 152V153H249ZM262 152V153H261ZM225 153V154H224ZM243 153H245V154H243ZM132 154H131V156H132ZM178 154V155H177ZM185 154V155H184ZM235 154V155H234ZM76 155V154H75ZM78 155H80V154H78ZM154 155H156V153L154 154ZM176 157H175V156ZM194 155L197 157V156H199V157H201L202 155V157L203 158H205V160H207L206 162H205V165L203 166V170H202V166H194L195 164L194 163H192V161H197V159H195L194 158ZM201 155V156H200ZM208 155V156H207ZM223 155V156H222ZM243 155V156H242ZM245 155V156H244ZM132 156V157H133ZM171 156V157H170ZM187 156V157H186ZM251 156V157H250ZM109 157H110V155H109ZM117 157L119 158L120 157V159H121V156L119 155H117ZM183 159H187V160H189V162H191L192 164H194V165H192V164H188V165H186V163H183V162H185V160H182V158ZM190 157V158H189ZM212 157H213V159H212ZM225 159H224V158ZM247 157H249L250 159H253V160H250L249 158V160H250V162H249V168L251 169V174H252V176L254 177V185L252 186V187H250L249 188V190H247V191H245V192H241V193H238L237 192V188L236 187H238V186H243V184L245 183V180L244 179H241V178H238L237 176H235L236 174H234V169H239L240 167H243V165L241 164L242 163V161H240V160H245ZM257 157V158H256ZM262 157V158H261ZM146 158H147V156H146ZM180 160H179V159ZM207 158V159H206ZM245 158V159H244ZM259 158V159H258ZM124 160H126V158H123ZM30 160V159H29ZM28 160V161H29ZM3 161V162H2ZM10 162L8 163V160H7V165L5 164L6 163V160H0V166H2L1 164L2 163H4L3 165H5V166H2V167H7V168H10L11 167V165L13 166V164H17L16 163V161H13V162H11V160H9ZM27 161V162H28ZM31 161L32 160H30L29 161V163H27L26 161V163L25 164H30L31 165ZM91 162H93V167H92V170L94 171V170H96L98 167V165L91 159L90 160ZM129 161H131V160H129ZM153 161H156V156H154L153 157ZM182 161V162H181ZM177 162V163H176ZM214 162V163H213ZM245 162H246V160H245ZM252 162V163H251ZM258 162V163H257ZM13 163V164H12ZM94 163H95V165H97L96 167H94L95 165H94ZM154 164H153V166L154 167H156V163H158V162H153ZM255 163V164H254ZM130 164V163H129ZM185 164V165H184ZM239 164V165H238ZM24 163L22 164V162L21 163H19L18 162V165H16V166H21V170L19 169V171H17V174L13 171V174H11V176H15V180H17L16 178H18L21 182H19V183H21V185L19 184V186H20V188L19 189H21L22 191V193H23V191H27L28 190V188H29V185L31 184L32 186H33V184H32V182H34L35 180H36V177L38 178V176H40V178L41 179H43V180H45V181H47L46 179H48V177L47 176H45V175H43L42 173V175H40V173L38 172L37 173V171H33V172H30V171H32V170H30V169H27L28 167L26 166V165H24ZM159 167H162V169H164V166L162 165V164H157ZM236 165V166H235ZM10 166V167H9ZM91 166H92V163H91ZM137 166V165H136ZM185 166V167H184ZM188 166V167H187ZM214 166V167H213ZM217 166V167H216ZM234 166V167H233ZM23 167H24V169H25V171H23L22 169H23ZM153 167V168H154ZM196 168V169H194V168ZM212 167V169H210ZM227 167V168H226ZM230 167V168H229ZM237 167V168H236ZM256 167V168H255ZM96 168V169H95ZM191 168V169H190ZM193 168V169H192ZM215 168V169H214ZM220 168V169H219ZM99 169H100V172H102L103 170H102V167H100L99 166ZM99 169H98V171H99ZM185 169V170H184ZM199 169V170H198ZM208 171H207V170ZM216 169H218V170H216ZM26 170H30V171H26ZM223 170H224V172H225V170H226V172L224 173L223 172ZM233 170V171H232ZM257 170H259V171H257ZM196 171H198V174L196 173ZM200 171H202V173L204 174V175H202L201 174V172ZM204 171H205V173H206V175H205V173H204ZM230 171V173H228ZM34 172H36L35 173V176H33L34 175ZM61 172H63V173H60L61 174V178L63 179L65 176V172L64 171H61ZM187 174H186V173ZM209 172V173H208ZM212 172V173H211ZM255 174H254V173ZM258 172V173H257ZM200 173V174H199ZM208 173V174H207ZM223 173V175H221ZM227 173V174H226ZM233 173V174H232ZM16 174V175H15ZM20 174V175H19ZM27 174V175H26ZM38 176H37V175ZM63 174V175H62ZM100 174V173H99ZM210 174V175H209ZM18 175H19V177H18ZM22 175V176H21ZM24 175V176H23ZM190 175H192L193 176V179H194V181H195V178H194V176H196V181H195V183H196V185H194L195 187V189H184V187H185V184H186V176L188 177V178H192V177H190ZM201 177H200V176ZM225 175H226V178H225ZM256 175V176H255ZM32 176V177H31ZM44 176V177H43ZM174 176H177V175H174ZM204 176H205V178H204ZM210 176V177H209ZM129 177V176H128ZM236 177V178H235ZM32 178V179H31ZM66 178V177H65ZM185 178V179H184ZM199 178H201V179H199ZM225 178V179H224ZM231 180H230V179ZM30 179L32 180V182L30 181ZM61 179V180H62ZM175 179V180H174ZM203 179V180H202ZM219 179V180H218ZM233 179V180H232ZM246 179V178H245ZM261 179V180H260ZM99 180V178L97 179V181ZM102 180V179H101ZM197 180H199V181H197ZM200 180L202 181V182H200ZM207 180V181H206ZM221 180V181H220ZM27 181H29L30 183H28ZM37 181V180H36ZM100 181V180H99ZM98 181V182H99ZM103 181H105V179H103ZM103 181H101L100 183L102 184V187L101 188H105L106 186L108 187H106L107 189H109V191H107L106 190V188H105V190H103V192H105V194H106V204H105V206L103 205H101L102 206V208H101V206L99 205V207H100V212H101V210L102 209H104L103 211H102V213H104V214H106V215H108L109 213H111L112 215H111V217L113 218H115L116 216L114 215V212H112V211H109V208H110V206L109 205H111V203L112 202H114L115 204H117L118 203V201L122 204V200H121V195L125 192L124 190H123V187H122V184H120L118 181H116L117 183H116V185L118 186H116V185H114L115 184V182L114 181H112V182H110L109 181V183H112V184H109L108 183V181H105L104 183V185H103ZM185 181V182H184ZM227 181V182H226ZM246 181L247 182H250V179L248 180V179H246ZM25 182H27V184L25 183ZM135 182V183H134ZM142 182V183H141ZM207 182V183H206ZM234 182V183H233ZM24 183V184H23ZM48 183H50V182H48ZM64 183V184H63ZM99 183V184H100ZM114 183V184H113ZM198 183V184H197ZM206 183V185H204V184ZM213 183V184H212ZM243 183V184H242ZM258 183H259V185H258ZM1 184V183H0ZM63 184V185H62ZM106 184H108V185H106ZM200 184V185H199ZM203 184V185H202ZM217 184V185H216ZM221 184V186H219V185ZM256 184L258 185V187L256 186ZM28 185V186H27ZM51 185V187L52 188H54L53 186H55V185H53V184H50ZM49 185V186H50ZM67 187V185H66V181H65V179H63L62 181H60L59 180V183H57L56 184V188H59L60 186H62L64 189H65V186ZM110 185V186H109ZM149 185V187L147 188V186ZM186 185H188V184H186ZM238 185V186H237ZM58 186V187H57ZM143 186V187H142ZM154 186V185H153ZM199 186H202V187H199ZM204 186V187H203ZM207 186V187H206ZM215 186H219V188H217V187H215ZM232 186V187H231ZM234 186V187H233ZM236 186V187H235ZM0 187H1V185H0ZM3 187V188H2ZM2 187H1V189H0V191L1 192H3V193H0V199H1V197H3V196H5L6 198H7V200L9 201V202H11V203H13L14 201V199H15V201H17V203L15 204V202L13 203V205H17L18 207H19V203H18V196H20V192L18 193V187L15 189L13 186H5V185H3L2 184ZM6 187H8V188H6ZM11 187H12V189H14V190H12L11 189ZM23 187H25V188H23ZM61 187V188H62ZM114 187V188H113ZM205 187H206V189L208 188V190H206L205 189ZM220 187H221V189H222V191H221V189H220ZM33 188V187H32ZM34 188H36V186H34ZM60 188V189H61ZM62 188V189H63ZM103 188V189H104ZM114 189V190H116L117 189V191H119L118 193H117V191L115 192L114 190H110V189ZM143 188H144V190H143ZM198 188H200V189H198ZM202 188H204V193H203V189ZM210 188V189H209ZM224 188V189H223ZM234 188V189H233ZM263 188V189H262ZM6 189H11V191L9 190H6ZM24 189V190H23ZM67 189V188H66ZM118 189H122V190H118ZM148 191H147V190ZM150 189V190H149ZM202 189V190H201ZM228 189H230L232 192L234 191V192H236V193H232L231 191H230V195L229 194H227V193H229V191H228ZM233 189V190H232ZM17 190V191H16ZM153 190H154V192H153ZM189 190V191H188ZM192 190V191H191ZM198 190H199V192H198ZM212 190H214V191H212ZM7 191V192H6ZM14 191H15V197L14 196H11L12 195V192L14 193ZM34 191H35V189H34ZM111 191V192H110ZM123 191V192H122ZM195 191H197L196 193H199V196L200 197H202V198H199V200H193L191 197H190V199H189V196H193V195H196L195 194ZM206 191V192H205ZM253 191V192H252ZM16 192H17V194H16ZM115 192V193H114ZM150 192H153L154 194H155V196H153V193H150ZM187 192V193H186ZM193 192V193H192ZM211 192H216V193H214V195H213V193L212 194H210ZM223 192V193H222ZM249 192V193H248ZM4 193H5V195H4ZM108 193H110V194H108ZM122 193V194H121ZM126 193V192H125ZM179 193H181L180 195H179ZM183 193H184V195H183ZM208 194V197L206 196V194ZM218 193V194H217ZM222 195H221V194ZM224 193L226 194V196H227V198H226V196L224 195ZM232 193V194H231ZM245 193V195H243ZM256 193V194H255ZM257 193H259V194H257ZM3 194V195H2ZM8 194V195H7ZM115 194H117V195H115ZM118 194H120L119 196H118ZM146 194H150L149 195V197H147L148 195H146ZM158 194V201H157V197H156V195ZM192 194V195H191ZM203 194V195H202ZM220 194V195H219ZM233 194H235V195H233ZM237 194V195H236ZM239 194V195H238ZM250 194V195H249ZM262 194V195H261ZM14 195V194H13ZM18 195V196H17ZM112 195H113V197H112ZM183 195V196H182ZM188 195V196H187ZM211 195H213V200L214 199H217V201L216 200H214V201H216L215 202V204L213 205L212 203H213V201H212V197H211ZM217 195V196H216ZM231 195H232V199L230 198L231 197ZM253 195V196H252ZM8 196V197H7ZM39 196H41V198L43 197L42 195H39ZM110 196V197H109ZM150 196H151V199H150ZM180 196V197H179ZM215 196H216V198H215ZM218 196H220V197H218ZM224 196V197H223ZM239 196H241L242 198H239ZM245 196V197H244ZM260 196V197H259ZM5 197H3V198H5ZM17 197V198H16ZM119 197V199L121 200H119L118 199V201L117 200H115L116 198H118ZM155 197V198H154ZM162 197V198H161ZM177 197H179V198H177ZM188 198V199H185V198ZM218 197V198H217ZM221 197H223L222 198V200H221ZM256 197V198H255ZM258 197V198H257ZM2 198V199H3ZM9 198H14V199H12V201H11V199H9ZM67 198V197H66ZM69 198V199H68ZM68 198H67V201H68V204H71V203H73V201H74V199L73 198H71L70 196H68ZM71 198V199H70ZM111 198V199H110ZM208 198H211V199H209L208 200ZM234 198H236V199H234ZM254 198V199H253ZM131 199H132V196H131ZM153 199V200H152ZM161 201H160V200ZM177 199H179V200H177ZM181 199V200H180ZM192 199V200H191ZM202 199V200H201ZM229 199V200H228ZM231 199V200H230ZM253 199V200H252ZM263 199V200H262ZM4 200V199H3ZM6 200V201H7ZM112 200V202H110V201ZM114 200V201H113ZM156 200V201H155ZM163 200V201H162ZM171 200V201H170ZM189 200V202H187ZM204 200V201H203ZM208 201V203H209V201L211 202V205H207L206 206V203H204V202H206V201ZM237 200H239L238 202H237ZM241 200V201H240ZM71 201V202H70ZM117 201V202H116ZM178 201V202H177ZM192 201V202H191ZM196 201V202H195ZM201 201H203V202H201ZM220 201V202H219ZM248 201H250V202H248ZM109 202V203H108ZM163 202H166V203H163ZM170 202V203H169ZM200 204H199V203ZM218 202V203H217ZM222 202V203H221ZM228 202V203H227ZM237 202V203H236ZM108 203V204H107ZM161 204L160 206H161V208H159V204ZM168 203V204H167ZM194 203V204H193ZM196 203V204H195ZM201 203H202V205H201ZM219 203H221V206H220V204ZM256 203V204H255ZM263 203V204H262ZM121 204H119L118 203V205L120 206ZM149 204V205H150ZM167 204V205H166ZM171 204V205H170ZM216 204H218L217 206H216ZM227 204V206H225ZM238 204V205H237ZM240 204V205H239ZM242 204H243V206H242ZM117 205V206H118ZM123 205H125V203H123L122 204V206ZM153 205H151V206H153ZM164 205V206H163ZM204 205V206H203ZM165 206H166V208H165ZM175 206V207H174ZM180 206V207H179ZM187 206V207H186ZM194 206V207H193ZM196 206V207H195ZM200 206V207H199ZM211 206V207H210ZM234 206V207H233ZM238 206V207H237ZM17 207V208H18ZM23 207V208H22ZM104 207V208H103ZM121 207V206H120ZM126 208V205L125 206H123V207H121V208ZM213 207V208H212ZM219 207H221L220 209H219ZM228 207V208H227ZM243 207V208H242ZM198 208V209H197ZM201 208V209H200ZM206 208H209L208 209V212L210 211L211 212V210H213L214 209V211L212 212V214H211V216L209 215V213L208 212H205V211H207V209ZM225 210V208H227V210L228 211H224L223 209ZM232 208V209H231ZM19 209H24L23 210V212L21 211V213H23L25 216H23L24 218H27V220L29 221V223H32V221L34 220V222L36 221V223H34L33 222V224H35V226L32 228V231L30 230L29 231V227H27V226H24V230H20L19 228H18V231H19V233H21L22 232V234H20V238L19 237H17L16 239H15V243L17 242V245H23V244H25L26 242V246L24 245V247H26V248H24V250L26 249L27 251H24V253H23V250H19L18 249V251L17 250H14V251H16V252H10V251H4V247L6 248V245H5V242H7V241H10V240H7L8 238H4L5 237V234H3V236H2V234H0V240H7V241H1L2 243H0V245L2 246V245H4V246H2L3 248H1V249H3V250H1L0 249V264H15V263H19V264H22V263H24V261L26 260V259H30L31 260V262L29 261V260H26L25 261V263L24 264H33V262L35 263V264H51V263H49V262H52V264H53V262L55 261H58V255L57 254H53V252H51V251H48L47 250V248L45 249L44 247H42V246H39L41 249H43V250H41V252L42 253H40L39 254V247H38V249L39 250H36L37 249V246L40 244L39 243V241H41L42 239H44V237L46 236H44L42 239L40 238V234L38 233V231H39V226H41L40 225V223H42L44 226H45V222H46V220H47V222H46V225L47 226H51V224H50V221L48 220V219H46V218H42L41 220H40V218H38V217H36V215L35 214H33L34 216H35V218H34V216L32 217V215H31V211H32V206H28V205H25V207H24V205L23 206H21V207H19L18 208V210ZM108 209V210H107ZM179 209V210H178ZM192 209V210H191ZM200 209V210H199ZM205 209V210H204ZM223 211H222V210ZM242 209V210H241ZM34 210V209H33ZM199 210V211H198ZM255 210V211H254ZM164 211V212H165ZM168 211V212H167ZM176 211V212H175ZM186 211H188L187 213H186ZM192 211V212H191ZM194 211H196V212H194ZM217 211H219V212H217ZM222 211V212H221ZM241 211V212H240ZM259 211V212H258ZM25 212H26V214H25ZM28 212H30V214L28 215ZM34 213L36 212L35 210L33 211ZM99 212V213H100ZM109 212V213H108ZM163 212V214H166V213H164ZM226 212H228L227 214H226ZM229 212H231V213H229ZM243 212V213H242ZM244 212H245V215H246V217H245V215H244ZM252 212V213H251ZM57 213L58 214H60L61 215V213L59 212V211H57ZM173 213V214H172ZM184 213V214H183ZM189 213V214H188ZM200 213V214H199ZM203 213H205V214H203ZM215 213V214H214ZM242 213V214H241ZM22 214V215H23ZM177 214V215H176ZM203 214V215H202ZM208 214V215H207ZM232 214V215H231ZM253 214V215H252ZM28 215V216H27ZM31 215V216H30ZM186 215V216H185ZM202 215V216H201ZM213 215H214V218H213ZM219 215V216H218ZM251 215V216H250ZM261 215V216H260ZM30 216V217H29ZM168 217H169V215H167ZM198 216H200V217H198ZM215 216L217 217V221H214V222H217V223H215V224H217V226L218 227H216L215 228V225H213L212 223L213 222H211L212 220H210V219H213V220H216V218H215ZM226 216V217H225ZM232 216H233V219H232ZM33 219H32V218ZM176 217V218H175ZM187 217V218H186ZM222 217V218H221ZM224 217H225V219H224ZM242 217H244L243 219H242ZM37 218V219H36ZM194 218V219H193ZM198 218V219H197ZM200 218V219H199ZM203 218V219H202ZM207 218H210V219H207ZM228 218V219H227ZM237 218V219H236ZM252 218V219H251ZM254 218V219H253ZM171 219V218H170ZM177 219V220H176ZM204 219H206V220H204ZM221 219H222V221H223V223H222V221H221ZM246 219H247V222H246ZM30 220H32V221H30ZM186 220H188V221H186ZM202 220V221H201ZM230 220V221H229ZM255 220H257V221H255ZM44 221V222H43ZM133 221V222H134ZM176 221V222H175ZM204 221H206L205 223L207 224H203L204 223ZM237 221H239V222H237ZM39 222V223H38ZM178 222V223H177ZM192 222V223H191ZM202 223V224H200V223ZM250 222V223H249ZM252 222V223H251ZM139 223V224H138ZM140 223H142V224H140ZM191 225H190V224ZM197 223V224H196ZM209 223V224H208ZM235 223V224H234ZM238 223H240V224H238ZM246 223V224H245ZM255 223V224H254ZM50 224V225H49ZM144 224V225H143ZM186 224V225H185ZM219 224V225H218ZM229 224V225H228ZM236 224H237V226H236ZM248 224V225H247ZM36 225H38V226H36ZM42 225V226H43ZM142 225V226H141ZM148 225V226H147ZM179 225V226H178ZM199 225H201L202 227V230H200V231H202V232H204V235L205 234H209V233H211V230H213L212 231V233L211 234H207L206 236H204V238H203V236H202V232H200L199 231V228L200 227H198ZM262 226V228H263V230L262 229H260V227ZM147 226V227H146ZM178 226V227H177ZM184 226V227H183ZM204 226H208V228H207V230H206V228L204 227ZM211 226V227H210ZM214 226V227H213ZM245 226V227H244ZM254 226V227H253ZM101 229H100V228ZM149 227H150V229H149ZM189 227V228H188ZM212 227H213V229H212ZM237 227H238V229H237ZM37 228H38V230H37ZM99 228V229H98ZM156 228V229H155ZM204 228H205V230L206 231H208V232H206V231H204ZM217 228L219 229L218 231H219V233L220 234H218V232H217ZM252 228V229H251ZM25 229H27V232H26V230ZM41 229V228H40ZM107 229V230H106ZM152 229V230H151ZM153 229H155L154 230V232H152L153 231ZM181 229V230H180ZM210 229V230H209ZM230 229H231V231H230ZM254 229V230H253ZM1 231V233H3V230L2 229H0ZM37 230V231H36ZM102 230V231H101ZM188 230V231H187ZM193 230H195V231H193ZM255 230H258L257 232L255 231ZM34 231L36 232V233H34ZM110 232V234H109V232ZM149 231H150V233H149ZM157 231V230H156ZM225 231V232H224ZM243 231V232H242ZM24 232V233H23ZM115 232V233H114ZM181 232V233H180ZM186 233V234H184V233ZM189 232V233H188ZM227 232H228V234H227ZM232 232V233H231ZM235 232V233H234ZM240 232V233H239ZM33 233V234H32ZM101 233V234H100ZM108 233V234H107ZM112 233V234H111ZM123 233V234H122ZM146 233V234H145ZM201 233V234H200ZM216 233V234H215ZM222 233V234H221ZM248 233V234H247ZM31 234V235H30ZM36 236H35V235ZM105 234V235H104ZM117 234V235H116ZM180 234H182V236L180 235ZM214 234V235H213ZM225 234V235H224ZM233 236H232V235ZM253 234V235H252ZM34 236V237H30V236ZM38 235V236H37ZM107 235V236H106ZM156 235V236H155ZM186 235L188 236L187 238H186ZM214 237H213V236ZM216 235V236H215ZM219 235H221V236H219ZM262 235V236H261ZM104 236H106L105 238H104ZM115 236V237H114ZM181 236V237H180ZM218 236V237H217ZM230 236V237H229ZM243 237V239H242V237ZM27 237V238H26ZM39 237V238H38ZM113 237V238H112ZM146 237H148V239L146 238ZM160 237V238H159ZM174 237V238H173ZM212 237V238H211ZM221 237H222V239H221ZM233 237V238H232ZM239 237V238H238ZM241 237V238H240ZM246 237V238H245ZM258 237V238H257ZM260 237V238H259ZM2 238V239H1ZM29 238V239H28ZM32 238H33V240H32ZM39 240H38V239ZM47 238V239H46ZM46 238L44 239V240H42V242L41 243H43L44 241L46 242V241H48V236H46ZM129 238V239H128ZM159 240H158V239ZM180 238V239H179ZM183 238H184V240H183ZM225 238H227L226 240H225ZM230 238V239H229ZM20 239V240H19ZM31 239V240H30ZM36 239V240H35ZM68 239V238H67ZM66 238L64 239V243H62V245L63 246H67L68 248L70 247V249H73L74 247V245L76 244V243H74V241L72 240V239H70V240H72V241H69V239L67 240ZM110 239V240H109ZM113 239V240H112ZM133 239V240H132ZM146 239V240H145ZM164 239V238H163ZM190 239H194L193 240V242L194 243H196V242H198L197 243V245H199L200 246V248L202 247L204 250H203V252L204 251H206V253H207V255L205 254V252L204 253H198V254H196V252L194 251L193 252V250H189V249H187V247H186V240H190ZM208 239V240H207ZM219 239V240H218ZM221 239V240H220ZM234 239V240H233ZM251 239V240H250ZM17 240V241H16ZM23 240V241H22ZM67 240V241H66ZM117 240V241H116ZM122 240H123V242L125 243H123L122 242ZM159 242H158V241ZM179 240V241H178ZM181 240V241H180ZM182 240H183V242H182ZM192 240H190L191 242H192ZM218 240V241H217ZM19 241V242H18ZM24 242V243H22V242ZM30 241H33V242H30ZM36 241H37V243H38V245H36V246H34V247H31V246H33V245H35V243H36ZM70 243H69V242ZM111 241V242H110ZM114 241V242H113ZM200 241V242H199ZM205 241V242H204ZM212 243H211V242ZM232 241V242H231ZM63 242V241H62ZM68 242V243H67ZM110 242V243H109ZM135 242V243H134ZM142 242V243H141ZM154 242V243H153ZM177 242V243H176ZM182 242V243H181ZM237 242V243H236ZM246 242H248V243H246ZM251 242V243H250ZM13 243H14V241H13ZM21 243V244H20ZM36 243V244H37ZM67 243V244H66ZM72 243V244H71ZM74 243V244H73ZM93 243V244H92ZM113 243V244H112ZM122 243H123V247H122ZM126 243H127V246H131V247H133V246H135V248H136V246H138L137 247V249H138V255H140V253L143 255L144 253V255L143 256H145V258L144 257H142V255H140V256H137V254L135 255L134 253L135 252H133V253H131V252H128V254H129V257H131L132 256V258H129V260L130 261H128L127 263L125 262V260L124 259H122V256H123V251L124 250H122L123 248H124V246L126 245ZM130 243V244H129ZM133 243H134V245H133ZM145 243V244H144ZM157 243V244H156ZM172 243V244H171ZM225 243V244H224ZM27 244L28 245H30V247L29 246H27ZM88 244V245H87ZM91 244V245H90ZM137 244V245H136ZM174 244V245H173ZM180 244V245H179ZM205 244V245H204ZM209 244V245H208ZM210 244H212L211 246H210ZM220 244H222V245H220ZM43 245L45 246V244L43 243ZM70 245V246H69ZM77 245V244H76ZM75 245V246H76ZM90 245V246H89ZM94 245V246H93ZM102 245L103 246H105V244H103L102 243ZM106 245V246H107ZM157 245H158V247L160 248V249H164V247L163 246H165L166 248H167V250H166V248L164 249V250H160L158 247H157ZM173 245V246H172ZM0 246V247H1ZM92 246V247H91ZM96 246V248L97 249H91V248H93V247H95ZM110 246H111V248H110ZM150 246V247H149ZM155 246H156V248H155ZM170 246V247H169ZM232 246H233V248H232ZM242 246H243V248H242ZM73 247V248H72ZM78 247V245L76 246V248ZM142 247L144 248V250H142ZM147 247V248H146ZM223 247V248H222ZM226 247H227V249H226ZM34 248H35V250H34ZM76 248H74V249H76ZM100 248V249H99ZM140 248H141V250H140ZM146 248V249H145ZM151 248V249H150ZM209 248V249H208ZM246 248V249H245ZM89 249V250H88ZM101 250V252L99 251V250ZM109 249V250H108ZM110 249H112V251H110ZM115 249V250H114ZM119 249V250H118ZM153 249V251H154V253H153V255L151 254V252H148V250H152ZM215 249H216V251H215ZM220 249H222V250H220ZM240 249V250H239ZM91 250V251H90ZM98 252H97V251ZM107 250V251H106ZM114 250V251H113ZM147 252H146V251ZM156 250H157V252H159V254H155V252H156ZM176 250V251H175ZM185 250V251H184ZM3 251V252H2ZM20 251H22V252H20ZM34 251V252H33ZM36 251V252H35ZM45 251V252H44ZM92 251H93V254H92ZM102 251L103 252H105L106 253V255H108V257L106 256V257H104V253H102ZM109 251V252H108ZM122 251V252H121ZM142 251V252H141ZM208 251V252H207ZM238 251H240V253H238ZM241 251H243V252H241ZM3 254H2V253ZM8 252V254L6 255V253ZM19 252V253H18ZM29 252H31L30 254H29ZM88 252V253H87ZM99 253V254H96V253ZM114 254H113V253ZM156 252V253H157ZM161 252L162 253H164V254H161ZM215 252V253H214ZM223 253V255L221 256V254ZM248 252V253H247ZM33 253H36L37 255H33ZM89 253H91L90 255H89ZM117 253V254H116ZM180 253V254H179ZM209 253V254H208ZM13 254V255H12ZM15 254V255H14ZM26 254H27V256H26ZM32 254V255H31ZM44 254V256L42 257V255ZM48 256H47V255ZM53 254V255H52ZM117 256H116V255ZM131 254V255H130ZM173 254H175V255H173ZM177 254H178V256H177ZM185 256H184V255ZM187 254V255H186ZM205 256H204V255ZM227 254V255H226ZM242 254V255H241ZM2 255V256H1ZM21 255H22V257H21ZM40 255H41V257H40ZM46 255V256H45ZM51 255H52V257H51ZM56 255H57V257H56ZM95 255H96V257H95ZM99 257H98V256ZM101 255V256H100ZM135 255V256H134ZM166 255V256H165ZM208 255H210V256H208ZM213 255V256H212ZM215 255V256H214ZM4 256H5V259L3 260L2 258H4ZM8 256H10L9 258H7ZM19 256V257H18ZM24 256L26 257V259H24ZM88 256H89V258H91V256H92V258L91 259H89L88 258ZM111 256V257H110ZM136 257V258H134V257ZM154 258H153V257ZM183 256V257H182ZM234 256V257H233ZM245 256V257H244ZM2 257V258H1ZM29 257H33V258H29ZM47 257V258H46ZM101 257V258H100ZM137 257H139L138 259H137ZM152 257V258H151ZM231 257V258H230ZM18 259V262H16V260ZM21 258V259H20ZM42 258V259H41ZM45 258V259H44ZM48 258H50L51 259V261L50 260H48ZM181 258V259H180ZM187 258V259H186ZM216 258V259H215ZM221 258V259H220ZM229 258V259H228ZM236 258V259H235ZM245 258V259H244ZM10 260V263L8 262L7 263V261L6 260ZM12 259H13V261H12ZM15 259V260H14ZM34 259V260H33ZM53 259V260H52ZM105 259V260H104ZM119 259H120V261H119ZM132 259V260H131ZM135 261H134V260ZM138 260V262H137V260ZM151 259V260H150ZM155 259V260H154ZM206 259V260H205ZM208 259V260H207ZM226 259V260H225ZM243 260V263L242 262H240L241 260ZM39 260V261H38ZM44 260H45V262H44ZM47 260H48V263H47ZM100 260H101V262H100ZM109 260H110V262H109ZM112 260H113V263H112ZM147 260V261H146ZM149 260V261H148ZM187 260V261H186ZM222 262H221V261ZM225 260V261H224ZM232 260V261H231ZM235 260V261H234ZM246 262H245V261ZM4 261V262H3ZM6 261V262H5ZM12 261V262H11ZM105 261V262H104ZM201 261H203V262H201ZM209 263H208V262ZM230 261H231V263H230ZM14 262V263H13ZM37 262V263H36ZM44 262V263H43ZM54 262V263H55ZM121 262V263H120ZM130 262V263H129ZM159 262V263H158ZM177 262V263H176ZM221 262V263H220ZM226 262V263H225ZM235 262H237V263H235ZM56 264V263H55Z\"/></svg>",
	"mask_w": 264,
	"mask_h": 264
},
{
	"label": "bare ground",
	"instance_id": "bare-ground-1",
	"mask_svg": "<svg viewBox=\"0 0 264 264\" xmlns=\"http://www.w3.org/2000/svg\"><path fill=\"white\" fill-rule=\"evenodd\" d=\"M3 1V0H2ZM10 1V0H9ZM21 0H17V1H15V0H13V2H11V3H13V5L12 6H14V7H18L19 6V3L21 4V2H20ZM36 1V0H35ZM41 3H43L44 1L43 0H39ZM58 3H57V5L56 4H52L51 3V0H47V2H45V4H47V6H46V9H45V11H44V16H42L43 14H40V10L38 9L37 10V12L35 11L34 12V10H33V13L32 12H27V13H23V14H25V15H22L21 14V12H20V14L18 13V11H17V13L16 14H7V13H5L4 12V10H0V160H6V165L10 162L9 160H11V162H13V161H16V163L17 164H13V166L11 165V167L10 168H5V167H2V166H5V165H3L4 163H2L1 165L2 166H0V185H1V187H2V184L3 185H5V186H13L15 189L18 187V193L20 194V196H18V203H19V207H21V206H23L24 205V207H25V205H28V206H32V208L36 211L35 213L33 212L34 210L32 209V213H31V215H32V217L34 216L33 214H35L36 215V217H38V218H40V220L42 219V218H46V219H48L49 221H50V224H51V226H47L46 225V222H47V220H46V222H45V226L42 224V223H40V225L41 226H39V231H38V233L40 234V238L42 239L45 235L46 236H48V241H44L43 243L45 244V246L43 245V243H41L42 242V240H44L45 238H46V236L44 237V239H42L41 241H39V245H38V243H37V241H36V243H35V245H33V246H31V247H34V246H36V245H38L37 246V249L36 250H39L38 252H39V254L40 253H42L41 252V250H43V249H41L39 246H42V247H44L45 249L47 248V250L48 251H51V252H53V254H57L58 255V261H54L56 264H91V260H89L88 261V259H85V256H83V255H81V256H79L78 255V252H83L84 251V249H86L84 252H83V254H86V251H87V246L84 248V246H82V244H84V243H88V241L91 243V241H98V242H100L101 243V245H100V247L103 249V248H109V246L107 245L108 243H104V241L103 240H105V241H107L108 239H107V237L106 236H104V238L105 239H101L102 237H101V235H100V237H98L99 235H97L98 233H96V229H97V227L98 226H103L104 228H108V229H110L111 230V232H112V230L113 229H116V230H121V232H123L124 234H126V235H128L129 237H131V238H139V240L137 241L136 240V243L137 242H139L140 240L142 241L143 239H144V237H143V234H144V232H145V230L147 229H143L144 230V232H143V230L140 228V226L138 227L137 225H136V223H135V221L137 222V221H139V220H141V221H143L144 222V224L147 222V224H152V225H155L156 226V230L155 229H153V231L152 232H154V230H155V232H156V234H157V232L159 233V235L160 236H162L163 238H161V242H162V245H166V244H170V242L172 241L171 239H169V238H171V235H172V231H171V229L172 230H176V229H174V224L175 223H173V221H172V217H170L171 215L169 214V213H166V211L164 212V213H166V214H163V212L161 213V204H159V208H161L160 209V211H154V205L153 204H150V202H149V204L146 202L147 200H144L143 198H142V196H144L145 194H143L144 193V191H143V193H140V192H137V191H141V189L139 188H137L136 186H135V184L133 185V181H132V179L133 180H135V182H138L139 180L140 181H143V183L142 184H145V183H147V184H149L151 187L150 188H152L153 189V187H155L158 191L157 192H159V194H160V196H162L163 197V199L164 198H166V201H167V199H168V201H169V198L171 197V192L170 191H176L177 192V194H178V192H183V189H181V184L180 185H178V184H176L174 181H172L171 179L172 178H170V177H177V178H179L178 176H180V177H182V176H184L183 174L184 173H182V172H184V171H180V170H182V169H180L179 170V168H177L176 167V164H175V160H171L169 157L167 158H164V156H167V155H165L163 152L164 151H162V153L160 152H156V151H158L159 149H157V150H153L154 148H157V147H154L153 146V142H152V139H153V132H152V130H151V128H153V127H151V125H150V130H145V132L144 131H142V129H140V128H142L143 126H145V125H143V124H145L146 122L144 121V119H140V117L138 118V117H136V116H134L133 115V113H131L129 110H122V111H119V112H113V110L111 111H109L108 110V108H109V106H110V104L108 105V103H110L109 102V97H108V99H107V97H106V93H107V91H108V87H107V89L105 90V88H104V86L102 87L101 86V84H104V82L102 83L101 81H105L107 84H110V82H112L113 83V85L115 86V81H116V79L114 80L113 78L115 77V75L117 74V73H114L113 71H115V69L117 68V66H119V68H120V71H121V68L123 67V65L120 67V65H118V64H116V68H115V65L114 66H112L111 67V64H110V62H108V70L110 69L111 70V73H112V75H113V73L115 74L114 75V77H112V80H111V78L110 79H107V78H105V74H104V72L101 74L100 73V71H98V69H97V67H96V69H95V67H94V65L95 64H98V62H100L99 61V59H100V54H99V56H94V55H91L90 54V52L88 51V49H86V48H84V46H83V48H81L79 51L77 50V48H75L73 45H71V44H66V45H64L63 47H61L60 49H59V51H62L64 54H63V56L65 55V57H66V59L64 58V60H66V61H68L69 63H68V69H69V67H70V71H71V75L69 74V77L70 76H72V77H74V78H72V79H75V78H77V79H75V84H78L79 82H81V80H83V81H85L86 82V87L87 88H85V87H82L81 89L79 88V84L77 85V87L80 89V90H82L83 88H85V89H87V90H85V89H83L84 90V92H83V94H84V96L85 97H83V98H87L88 100H90L93 104V106H92V109L90 108L91 107V105H88L89 106V111H90V114L91 115H94L95 117H92L91 118V116H89V114H87L88 113V111H87V113H84L83 111L84 110H82V111H77L76 109H75V107H72L71 105V107L72 108H74V110H76L77 112L74 114V115H70V114H68V113H65L64 111H68L67 109H65L63 112L62 111H58L57 109H59V108H53V106H52V103L51 102H49V103H51L50 105H51V107H52V109H50V108H48V107H45V105H42V104H44V101L45 100H48V99H51V98H54V100L53 101H55V97H57V96H59V95H57V93H58V88L60 89V87H58V85L59 84H57L58 83V80L60 79H62V78H65V77H63V76H66V75H68V74H66V75H64L63 73H62V75H59V73L57 72V62L55 61V60H53V59H55V58H53V59H49V57L48 58H46V55L44 54H39L40 52L42 53V51H41V48H39V47H37L36 48V45L34 44V45H29V43H28V45L26 44V42L28 41V35H27V33L25 32V31H19V30H22V28L21 29H18V26H19V24L22 22V17L23 18H27L28 20L27 21H29V23L30 24H32L34 27H39L40 25H42L41 23H43L44 24V27H46V28H48V27H51V26H54V28L55 27H57V28H59L60 26H62V25H64L65 24V22H66V13H67V11L69 10L70 11V9H76V10H74L75 11V15L78 17L77 18V20L78 21H80L82 24H83V26L85 25L86 27L87 26H89V24H90V22L91 23H93V21H94V19H95V17H98L99 15L101 16V15H103V16H105V18H110V19H112V22H116V23H118V22H121L120 24H122L123 25V23L122 22H124V23H126V22H132V23H135L136 25H137V23L136 22H138L139 23V21H140V19H142V21H143V19L145 20V18H146V16H147V13H148V11L146 12L145 11V14L143 13V14H141V11L142 10H140L137 6H136V3H137V0L136 1H132V0H92L93 2L94 1H96V3H98V5L100 6V7H97V9H94V8H96V7H94L95 5L93 4V6H91V8H88V6L86 7L85 5L83 6V7H79V9H77V7L78 6H80V5H78L79 3L81 4V2H84V1H91V0H56ZM92 1H91V3H92ZM156 1V0H155ZM168 1V0H167ZM176 1V0H175ZM191 1V0H190ZM199 1V0H198ZM205 1V0H204ZM211 2L212 1H215V0H210ZM244 1H247V0H244ZM250 1V0H249ZM249 1H248V3H249ZM4 2V1H3ZM101 2H103V3H101ZM139 3H140V1H138ZM157 2V1H156ZM155 2V3H156ZM194 2V1H193ZM192 2V3H193ZM196 2V1H195ZM233 2H234V0H223V1H221L220 2V5L222 6V5H224V7H226L225 5H229V4H233ZM240 3V1H236V3ZM261 2V1H260ZM154 3V4H155ZM200 3V2H199ZM205 3V2H204ZM216 3H217V0H216ZM215 3V4H216ZM235 3V2H234ZM248 3L247 4H245V5H247V6H249L248 5ZM251 3V2H250ZM249 3V4H250ZM4 4V3H3ZM142 4V3H141ZM140 4V6H142ZM188 4V3H187ZM191 4V3H190ZM189 4V5H190ZM201 4V3H200ZM219 4V3H218ZM242 3H240V8H239V10H238V12H240V13H247V10L248 11H250L249 9H245L244 8V6H242L243 4H244V2H243V4L241 5ZM29 5V4H28ZM78 5V6H77ZM82 5H83V3H82ZM212 4L208 1V3H207V6L208 7H210ZM234 5H237V4H233L232 6H234ZM252 5V4H251ZM1 6V5H0ZM3 6V5H2ZM5 6V5H4ZM3 6V7H4ZM37 6V5H36ZM57 6L58 7H60V8H57ZM139 6V7H140ZM192 6V5H191ZM194 6V5H193ZM216 6V5H215ZM253 6V5H252ZM145 7V6H144ZM156 7V6H155ZM206 7V6H205ZM236 7V6H235ZM235 7L234 8H232V11H233V9H235ZM5 8V7H4ZM147 8V7H146ZM153 8V7H152ZM168 8H170V7H168ZM217 8V7H216ZM223 8V7H222ZM252 8V7H251ZM255 8V7H254ZM254 8H252V9H254ZM19 9H20V6H19ZM160 9H162V8H160ZM165 9V8H164ZM208 9V8H207ZM238 9V8H237ZM25 10H26V8H25ZM199 10V9H198ZM213 10V9H212ZM226 10H228V9H226ZM229 10H230V8H229ZM228 10V11H229ZM255 10V9H254ZM21 11V10H20ZM175 11V10H174ZM221 11V10H220ZM235 11V10H234ZM253 11V10H252ZM251 11V12H252ZM259 11V10H258ZM202 12H204V10L203 9H200V11H199V13H201L202 14ZM210 12V11H209ZM222 12V11H221ZM221 12H220V14L219 15H216V16H218L219 18H221V16H223V14L224 13H222L221 14ZM159 13V12H158ZM167 13V12H166ZM192 13V12H191ZM190 13V14H191ZM204 13H206V12H204ZM203 13V14H204ZM214 14H215V12H213ZM218 13V12H217ZM227 13V12H226ZM232 13H234V12H232ZM232 13H230V14H232ZM243 13H242V16H243ZM260 13V12H259ZM181 14V13H180ZM210 14V13H209ZM230 14H228V15H230ZM252 14V13H251ZM95 15V16H94ZM148 15H150V14H148ZM159 15V14H158ZM162 15V14H161ZM165 15V14H164ZM168 15V14H167ZM198 15V14H197ZM205 15V14H204ZM208 15V14H207ZM224 15H226V14H224ZM227 15V16H228ZM233 15V14H232ZM241 14H238V16H240ZM247 15V14H246ZM245 15V16H246ZM248 15H250V14H248ZM151 16V15H150ZM202 16V15H201ZM237 16V15H236ZM43 17H44V19H43ZM74 17V16H73ZM159 17V16H158ZM164 17V16H163ZM166 17V16H165ZM174 17V16H173ZM176 17V16H175ZM200 17V16H199ZM214 17V16H213ZM231 17H233V16H231ZM241 17V16H240ZM244 17V16H243ZM103 18V17H102ZM154 18H155V16H154ZM168 18V17H167ZM191 18V17H190ZM194 18V17H193ZM196 18V17H195ZM225 19L227 18L226 16L224 17ZM76 19V18H75ZM97 19V18H96ZM96 19H95V21H96ZM101 19V18H100ZM110 19H109V21H110ZM213 19V18H212ZM214 19H215V17H214ZM216 19H217V17H216ZM227 19H229V16H228V18ZM227 19H226V22H228L227 21ZM242 19V18H241ZM250 19V18H249ZM98 20V19H97ZM103 20H104V18H103ZM114 20V21H113ZM178 20H179V18H178ZM190 20V19H189ZM204 20V19H203ZM26 20H24V22H22V24L23 23H26L25 22ZM108 21V20H107ZM108 21V22H109ZM146 21V20H145ZM158 21V20H157ZM141 22V21H140ZM148 22V21H147ZM186 22V21H185ZM201 22V21H200ZM222 22V21H221ZM225 22V23H226ZM230 22V21H229ZM28 23V24H29ZM81 23H79V24H81ZM95 23V22H94ZM102 23H103V21H102ZM101 23V24H102ZM115 23V24H116ZM158 23V22H157ZM162 23V22H161ZM182 23V22H181ZM202 23V22H201ZM204 23V22H203ZM206 23V22H205ZM204 23V24H205ZM231 23V22H230ZM233 23V22H232ZM237 23V22H236ZM81 24V25H82ZM97 24V23H96ZM108 23H105V25H107ZM128 24V23H127ZM210 24H212V23H210ZM209 24V25H210ZM264 24V23H263ZM134 25V24H133ZM167 25V24H166ZM20 26H21V24H20ZM102 26V25H101ZM155 26V25H154ZM194 26V25H193ZM238 26V25H237ZM103 27V26H102ZM105 27V26H104ZM107 27V26H106ZM163 27V26H162ZM174 27V26H173ZM192 27V26H191ZM203 27V26H202ZM215 27V26H214ZM221 27V26H220ZM228 27V26H227ZM249 27V26H248ZM247 27V28H248ZM115 28V27H114ZM164 28V27H163ZM197 28V27H196ZM235 28V27H234ZM233 28V29H234ZM110 29V28H109ZM147 29V28H146ZM170 29V28H169ZM195 29V28H194ZM198 29V28H197ZM204 29V28H203ZM210 29V28H209ZM241 29V28H240ZM66 30V29H65ZM158 30V29H157ZM188 31H189V29H187ZM201 30V29H200ZM207 30V29H206ZM212 30V29H211ZM215 30V29H214ZM218 30H219V28H218ZM253 30V29H252ZM50 31V30H49ZM64 31V30H63ZM67 31V30H66ZM80 31H82V30H80ZM130 31V30H129ZM145 31V30H144ZM179 31V30H178ZM249 31V30H248ZM61 32V31H60ZM72 32V31H71ZM124 32V31H123ZM195 32V31H194ZM218 32V31H217ZM221 32V31H220ZM255 32H257V31H255ZM45 33V32H44ZM125 33V32H124ZM127 33V32H126ZM130 33H131V31H130ZM137 33V32H136ZM143 32H141V34H142ZM147 33V32H146ZM144 34V33H143ZM153 34V33H152ZM198 34V33H197ZM203 34H205V33H203ZM242 34V33H241ZM75 35V34H74ZM73 35V36H74ZM149 35H150V33H149ZM157 35V34H156ZM186 35H187V33H186ZM189 35V34H188ZM218 35H219V33H218ZM227 35V34H226ZM257 35V34H256ZM145 36V35H144ZM175 36V35H174ZM192 36V35H191ZM209 36V35H208ZM212 36V35H211ZM38 37H39V35H38ZM45 37V36H44ZM78 37H79V35H78ZM146 37V36H145ZM215 37H217V36H215ZM258 37V36H257ZM59 38V37H58ZM150 38V37H149ZM151 38H152V35H151ZM202 38V37H201ZM204 38V37H203ZM212 38V37H211ZM226 38V37H225ZM235 38V37H234ZM239 38V37H238ZM243 38V37H242ZM254 38V37H253ZM117 39V38H116ZM196 39V38H195ZM194 39V40H195ZM207 39V38H206ZM219 39H220V37H219ZM237 39V38H236ZM39 40V39H38ZM60 40V39H59ZM95 40V39H94ZM119 40V39H118ZM129 40V39H128ZM168 40V39H167ZM166 40V41H167ZM171 40V39H170ZM194 40H192V41H194ZM205 40V39H204ZM220 40H223L222 38L220 39ZM226 40H228V39H226ZM234 40V39H233ZM240 40V39H239ZM110 41V40H109ZM116 41V40H115ZM155 41V40H154ZM164 41H165V39H164ZM196 41V40H195ZM236 41V40H235ZM234 41V42H235ZM258 41V40H257ZM40 42V41H39ZM71 42V41H70ZM86 42V41H85ZM90 42V41H89ZM96 42V41H95ZM103 42V41H102ZM104 42H105V40H104ZM229 42V41H228ZM244 42V41H243ZM249 42V41H248ZM260 42H262V41H260ZM259 42V44H261ZM32 43V42H31ZM75 43V42H74ZM93 43V42H92ZM110 43H112V42H110ZM115 43V42H114ZM126 43V42H125ZM170 43V42H169ZM168 43V44H169ZM187 43V42H186ZM189 43V42H188ZM208 43V42H207ZM211 43H213V42H211ZM218 43V42H217ZM237 43V42H236ZM245 43V42H244ZM256 43V42H255ZM12 44H14V45H16V46H18V48H19V51H18V53H15L14 52V49H10L8 46L9 45H12ZM97 44V43H96ZM113 44V43H112ZM118 44H120V43H118ZM140 44V43H139ZM144 44V43H143ZM152 44H155V42L154 43H152ZM163 44H164V42H163ZM264 44V43H263ZM262 44V45H263ZM62 45V44H61ZM60 45V46H61ZM75 45V44H74ZM93 45V44H92ZM102 45H103V43H102ZM121 45H122V43H121ZM125 45V44H124ZM135 45V44H134ZM138 45V44H137ZM145 45V44H144ZM191 45V44H190ZM197 45V44H196ZM199 45V44H198ZM225 45V44H224ZM246 45V44H245ZM78 46V45H77ZM88 46H89V44H88ZM94 46V45H93ZM104 46V45H103ZM136 46V45H135ZM143 46V45H142ZM150 45H148V47H149ZM159 46V45H158ZM183 46V45H182ZM201 46V45H200ZM249 46V45H248ZM256 46H257V44H256ZM56 47V46H55ZM82 47V46H81ZM97 47H98V45H97ZM106 47V46H105ZM124 47V46H123ZM130 47V46H129ZM133 46L131 45V48H132ZM145 47H147L146 45H145ZM184 47V46H183ZM193 47H195V46H193ZM199 47V46H198ZM204 47V46H203ZM225 47V46H224ZM259 47H260V45H259ZM90 48H91V46H90ZM141 48V47H140ZM151 48V47H150ZM154 48V47H153ZM153 48H151V51H152V49ZM156 48V47H155ZM155 48L153 49V50H155ZM160 48V47H159ZM187 48H189V47H187ZM206 48V47H205ZM223 48V47H222ZM257 48V47H256ZM16 49H17V47H16ZM104 49V48H103ZM137 49H139V48H137ZM149 49V48H148ZM163 49V48H162ZM174 49V48H173ZM192 49V48H191ZM194 49V48H193ZM219 49V48H218ZM235 49V48H234ZM251 49V48H250ZM49 50V49H48ZM146 50V49H145ZM158 50V49H157ZM196 50H198V48L196 49ZM206 50V49H205ZM212 50V49H211ZM214 50V49H213ZM229 50V49H228ZM255 50V49H254ZM263 50V49H262ZM52 51H54V50H52ZM127 51V50H126ZM144 51V50H143ZM203 51V50H202ZM209 51H210V49H209ZM215 51H217V50H215ZM232 51V50H231ZM49 52V51H48ZM121 52V51H120ZM131 51H129V53H130ZM159 52V51H158ZM196 52V51H195ZM204 52V51H203ZM211 52H213V51H211ZM210 52V53H211ZM219 52V51H218ZM257 52V51H256ZM263 52V51H262ZM92 53V52H91ZM108 53V52H107ZM117 53V52H116ZM129 53L127 54V56L129 55ZM220 53V52H219ZM223 53V52H222ZM221 53V54H222ZM254 53V52H253ZM260 53V52H259ZM264 53V52H263ZM149 54V53H148ZM198 54V53H197ZM216 54V53H215ZM59 55V54H58ZM118 55V54H117ZM125 55V54H124ZM156 56H157V54H155ZM173 55H175L174 53H173ZM202 55H203V53H202ZM208 55V54H207ZM223 55H225L224 53H223ZM223 55H220L221 57L223 56ZM227 55V54H226ZM225 55V56H226ZM48 56V55H47ZM57 56V55H56ZM105 56H107V54L105 55ZM151 56H152V54H151ZM166 56V55H165ZM204 56V55H203ZM229 56V55H228ZM59 57V56H58ZM61 57V56H60ZM108 57V56H107ZM154 57V56H153ZM224 57V56H223ZM250 57V56H249ZM111 58V57H110ZM122 58V57H121ZM129 58H130V56H129ZM132 58V57H131ZM134 58H137V57H134ZM158 58H160V57H158ZM162 59H163V57H161ZM194 58V57H193ZM217 58V57H216ZM261 58V57H260ZM58 59V58H57ZM68 59V60H67ZM103 59H105V58H103ZM168 59V58H167ZM209 59V58H208ZM228 59H229V57H228ZM87 60H89L90 62L93 60V62L95 61H97V63H94L93 64V66H91L90 65V67H93L92 69H95L94 70V72H99V73H93V72H91V70L89 71V69L87 68ZM141 60V59H140ZM151 60V59H150ZM174 60V59H173ZM193 60V59H192ZM200 60V59H199ZM218 60V59H217ZM121 61H125V60H123V59H121ZM127 61V60H126ZM129 61V60H128ZM134 61V60H133ZM179 61V60H178ZM191 61V60H190ZM213 61H215V60H213ZM219 63L222 65L223 64V59L221 58V59H219ZM238 61V60H237ZM248 61H249V59H248ZM247 61V62H248ZM89 62V63H90ZM131 62V61H130ZM147 62H149V61H147ZM152 62V61H151ZM183 62V61H182ZM206 62V61H205ZM211 62H212V60H211ZM243 62V61H242ZM250 62V61H249ZM61 63V62H60ZM64 63H67V62H64ZM92 63V62H91ZM126 63V62H125ZM134 63V62H133ZM141 63H143V62H141ZM179 63V62H178ZM213 63V62H212ZM211 63V64H212ZM216 63V62H215ZM225 63V62H224ZM231 63V62H230ZM240 63V62H239ZM256 63V62H255ZM69 64H71L70 66H69ZM105 64V63H104ZM107 64V63H106ZM110 64V65H109ZM149 64H150V62H149ZM157 64V63H156ZM156 64H154V65H156ZM160 64V63H159ZM192 64V63H191ZM214 64V63H213ZM232 64V63H231ZM262 64H263V62H262ZM62 65V64H61ZM61 65H60V68H61ZM100 65V64H99ZM127 66H128V70L129 71H132L131 70V67L133 66L131 63H129V64H126ZM126 65L124 66V67H126ZM195 65V64H194ZM208 65H209V63H208ZM219 65V64H218ZM233 65V64H232ZM250 65H251V63H250ZM89 66V65H88ZM134 66H136V64L134 65ZM150 66V65H149ZM206 66V65H205ZM215 66H217L216 64H215ZM261 66H263V65H261ZM62 67H63V65H62ZM89 67V68H90ZM106 67V66H105ZM137 67V66H136ZM136 67L134 68L135 70H138V68L136 69ZM139 67V66H138ZM147 67V65L145 66V68ZM153 67V66H152ZM163 67V66H162ZM180 67V66H179ZM202 67V66H201ZM211 67V66H210ZM218 67V66H217ZM221 67V66H220ZM231 67V65H229V67L228 66H222V71H224V72H228V73H230V74H233L235 77L237 76V77H239L234 71H233V69H231L230 68ZM237 67V66H236ZM59 68V67H58ZM99 68V67H98ZM102 68V67H101ZM107 68V67H106ZM118 68V69H119ZM181 68V67H180ZM67 69V72L69 71ZM100 69V68H99ZM118 69H117V71H118ZM122 69H125V68H122ZM163 69V68H162ZM204 69V68H203ZM219 69V68H218ZM240 69V68H239ZM238 69V70H239ZM253 69H256L254 66H253ZM108 70H107V72H108ZM110 70H109V74H110ZM140 70H141V68H140ZM143 71H142V73L144 72V70H146V69H142ZM157 70V69H156ZM184 70V69H183ZM205 70V69H204ZM247 70V69H246ZM258 70V69H257ZM69 71V72H70ZM124 71V70H123ZM123 71L121 72V75H122V73H123ZM129 71H128V74H129V77H130V73H129ZM149 71V70H148ZM167 71V70H166ZM208 71V70H207ZM220 71V70H219ZM242 71V70H241ZM61 72V71H60ZM127 72V71H126ZM125 71H124V73H126ZM139 72H141V71H139ZM146 72H147V70H146ZM182 72V71H181ZM211 72V71H210ZM217 72V71H216ZM263 72V75L260 73V76H257V77H261V79L262 78H264V70L262 71ZM66 73V72H65ZM123 73V74H124ZM136 73V72H135ZM150 73V72H149ZM156 73V72H155ZM199 73V72H198ZM225 73V74H226ZM250 73H254L253 71L252 72H250ZM256 73V72H255ZM259 73V72H258ZM104 74V75H103ZM108 74V73H107ZM131 74H133V73H131ZM137 74V73H136ZM139 74V73H138ZM144 74H146V73H144ZM153 74V73H152ZM176 74V73H175ZM257 74V73H256ZM42 75H44V77H45V82H43V84L41 83L42 81V79L44 78H41V80L38 78V81H41V82H38L37 81V77H42ZM120 75V74H119ZM120 75V76H121ZM147 75H148V72H147ZM184 75V74H183ZM199 75V74H198ZM197 75V76H198ZM216 75H218L217 73H216ZM232 75V76H233ZM241 75H242V73H241ZM244 75V74H243ZM60 76H62L61 78H60ZM111 76V75H110ZM110 76H108L107 75V77L109 78ZM122 76H124V75H122ZM132 76V75H131ZM141 76V75H140ZM143 76V75H142ZM152 76V75H151ZM150 75H149V77H151ZM166 76V75H165ZM179 76V75H178ZM186 76V75H185ZM184 76V77H185ZM205 76V75H204ZM221 76V75H220ZM255 76V75H254ZM129 77L127 78V79H129ZM153 77V76H152ZM164 77V76H163ZM199 77V76H198ZM225 77H227V75L225 76ZM236 77V78H237ZM251 77H252V75H251ZM256 77V78H257ZM78 78H79V82H78ZM115 78H119V77H115ZM125 78V77H124ZM133 78V77H132ZM135 78H137V77H135ZM135 78H134V80H135ZM219 78V77H218ZM223 78L224 77H222V79L221 80H223ZM230 78V77H229ZM241 78V77H240ZM244 78V77H243ZM254 78V77H253ZM255 78V79H256ZM33 79H35V80H33ZM66 79V78H65ZM126 79V78H125ZM142 79H143V77H142ZM155 79V78H154ZM190 79V78H189ZM204 79V78H203ZM209 79V78H208ZM77 80V81H76ZM111 80V81H110ZM118 81V84H121V86H123L124 88H126L127 86H125V85H127V84H125V83H123V81H119V79H117ZM139 80V79H138ZM186 80H187V78H186ZM213 80V79H212ZM220 80V79H219ZM234 80V79H233ZM257 80V79H256ZM263 80V79H262ZM35 81V82H34ZM74 81V80H73ZM128 81V80H127ZM131 81V80H130ZM142 80H140L139 82H141ZM144 81V80H143ZM169 81H171L170 79H169ZM248 81H250V80H248ZM248 81H247V83H248ZM60 82V81H59ZM78 82V83H77ZM132 82V81H131ZM131 82H129L130 84H131ZM146 82L148 83V84H150V86H153L152 85V83L153 82H151V79L149 78H147L146 79ZM155 82H156V79H155ZM174 82V81H173ZM183 82V81H182ZM230 82V81H229ZM232 82V81H231ZM243 82V81H242ZM263 82V81H262ZM147 83H143V84H147ZM212 83V82H211ZM224 83V82H223ZM70 84V83H69ZM67 85L65 88H69L70 87V85ZM72 84V83H71ZM82 84H84L83 82H82ZM82 84H80L81 86H82ZM117 84V83H116ZM118 84H117V86H118ZM129 84V86H130V88H131V91L133 90V92L134 93H136L137 94V91L132 87V85H130ZM142 84V85H143ZM156 84V83H155ZM160 84V83H159ZM199 84V83H198ZM213 84V83H212ZM228 84V83H227ZM233 84V83H232ZM242 84V83H241ZM240 84V85H241ZM255 84V83H254ZM84 85V86H85ZM141 85V84H140ZM187 85V84H186ZM256 85V84H255ZM263 85V84H262ZM22 86H24V87H26L27 89H28V87L30 88V89H28L27 90V93H30L31 92V94H30V96L28 95H25V94H23V89H22ZM60 86H61V82H60ZM109 86V85H108ZM197 86V85H196ZM207 86V85H206ZM239 86V85H238ZM62 87V86H61ZM63 87V88H64ZM72 87V86H71ZM74 87V86H73ZM73 87H72V89H73ZM106 87V86H105ZM111 87V86H110ZM116 87V86H115ZM138 87V86H137ZM165 87V86H164ZM227 87V86H226ZM243 87H244V85H243ZM257 87V86H256ZM20 88L22 89V90H20ZM26 88H25V93H26ZM62 88V89H63ZM76 88V87H75ZM74 88V89H75ZM77 88V89H78ZM120 87L118 86V90H120L119 89ZM197 88V87H196ZM209 88V87H208ZM218 88V87H217ZM216 88V89H217ZM224 88V87H223ZM235 88V87H234ZM245 88V87H244ZM249 88V87H248ZM247 88V89H248ZM263 88V87H262ZM112 89L113 88H110L109 89V91L111 90V95H112V97L114 96L113 94L114 93H112ZM127 90V92H128V87L126 88ZM138 89H140V88H138ZM170 89V88H169ZM246 89V88H245ZM69 90V89H68ZM143 90V89H142ZM175 90V89H174ZM232 90V89H231ZM238 90H240V88L238 89ZM243 90V89H242ZM255 90H256V88H255ZM21 91V92H20ZM73 91H75V90H73ZM114 91V90H113ZM147 91V90H146ZM170 91H172V90H170ZM191 91V90H190ZM263 91V90H262ZM120 93H121V90L119 91ZM123 92V91H122ZM130 92V91H129ZM141 92V91H140ZM144 92V91H143ZM220 92V91H219ZM258 92H261V91H258ZM61 93V92H60ZM68 93H69V91H68ZM125 93V92H124ZM123 93V94H124ZM132 93V92H131ZM139 93V92H138ZM185 93V92H184ZM197 93V92H196ZM195 93V94H196ZM205 93V92H204ZM226 93H227V91H226ZM251 93V92H250ZM108 94V93H107ZM110 94V93H109ZM127 94V93H126ZM156 94V93H155ZM212 94V93H211ZM216 94V93H215ZM232 94H234V93H232ZM257 94V93H256ZM66 95V94H65ZM80 95V94H79ZM115 95H116V93H115ZM121 95H122V93H121ZM129 95V94H128ZM132 96H135L134 94H131ZM138 95V94H137ZM147 95V94H146ZM146 95H144V96H146ZM152 95H154V94H152ZM152 95H151V100H152ZM180 95H182V94H180ZM250 95V94H249ZM61 96V95H60ZM64 96V95H63ZM123 96H125V95H123ZM141 96V95H140ZM148 96H149V93H148ZM158 96V95H157ZM163 96V95H162ZM177 96V95H176ZM187 96H189V95H187ZM232 96V95H231ZM243 96V95H242ZM246 96V95H245ZM255 96V95H254ZM253 96V97H254ZM119 97V96H118ZM136 97V96H135ZM209 97V96H208ZM61 98V97H60ZM111 98V97H110ZM120 98V97H119ZM132 98V97H131ZM131 98H128L129 100L131 99ZM142 98H144V97H142ZM149 98V97H148ZM158 98V97H157ZM157 98H155V96H153V99L155 100V102L157 103V105L159 106V108H161L162 107V109H163V105H162V103L160 102L161 100L160 99H157ZM172 98V97H171ZM218 98V97H217ZM243 98V97H242ZM248 99H249V97H247ZM113 99H114V97H113ZM112 99V100H113ZM116 99V98H115ZM121 99V98H120ZM204 99V98H203ZM241 99V98H240ZM256 99V98H255ZM42 100H44V101H42ZM60 100V99H59ZM87 100V101H88ZM160 100V101H159ZM179 100V99H178ZM183 100V99H182ZM182 100L181 101H178V102H182ZM198 100H199V98H198ZM202 100V99H201ZM206 100V99H205ZM207 100H209V99H207ZM235 100V99H234ZM247 100V99H246ZM76 101V100H75ZM82 101V100H81ZM118 101V100H117ZM116 101V102H117ZM148 102L149 101V99L148 100H146L145 99V102ZM184 101V100H183ZM189 101V100H188ZM200 101V100H199ZM214 101V100H213ZM219 101V100H218ZM236 102H237V100H235ZM242 101V100H241ZM244 101V100H243ZM256 101V100H255ZM57 102H58V100H57ZM84 102V101H83ZM120 102H123V101H119V104H121ZM126 102V101H125ZM128 102V101H127ZM131 102V101H130ZM149 102H152L153 103V101H149ZM148 102V103H149ZM177 102V101H176ZM192 102V101H191ZM221 102V101H220ZM239 102H240V100H239ZM238 102V103H239ZM246 102V101H245ZM42 103V104H41ZM133 103V102H132ZM147 103V104H148ZM168 103V102H167ZM199 103V102H198ZM206 103V102H205ZM217 103V102H216ZM222 103V102H221ZM252 103V102H251ZM251 103H249V105H250V108L249 109H253L254 108V105L253 104H251ZM83 104V103H82ZM85 104V103H84ZM117 104V103H116ZM119 104L117 105V106H119ZM127 104V103H126ZM164 104V103H163ZM190 104V103H189ZM211 104H212V102H211ZM49 104H47V106H48ZM58 105V104H57ZM57 105H55V102H54V107L55 106H57ZM61 105V104H60ZM69 105V104H68ZM129 105V104H128ZM134 105V104H133ZM201 105V104H200ZM215 105V104H214ZM228 105V104H227ZM238 105V104H237ZM247 105V104H246ZM264 105V104H263ZM59 106V105H58ZM69 106V107H70ZM76 106V105H75ZM81 106V105H80ZM113 106V105H112ZM123 107H125L126 105H122ZM187 106V105H186ZM189 106V105H188ZM213 106V105H212ZM248 106V105H247ZM68 107V106H67ZM128 107H130V106H128ZM135 107V106H134ZM142 107V106H141ZM192 107V106H191ZM226 107V106H225ZM238 107H239V105H238ZM264 106H262V108H263ZM61 108V110H62V107H60ZM71 108V109H72ZM83 108V107H82ZM86 108V107H85ZM117 108V107H116ZM132 107H130V109H131ZM146 108V107H145ZM158 108V109H159ZM181 108V107H180ZM188 108V107H187ZM216 108H218V107H216ZM226 108H228V107H226ZM241 108V107H240ZM79 109V108H78ZM113 109H115V107L113 108ZM122 109V108H121ZM141 109V108H140ZM166 108H164V111L166 112V110H165ZM171 109V108H170ZM186 109V108H185ZM201 109V108H200ZM221 109V108H220ZM244 109V108H243ZM247 109V108H246ZM120 110V109H119ZM136 110V109H135ZM152 110H153V108H152ZM183 110V109H182ZM194 110V109H193ZM210 110V109H209ZM212 110V109H211ZM218 110V109H217ZM230 109H228V111H229ZM240 110V109H239ZM255 109H253V110H251L252 112L254 111ZM186 111V110H185ZM246 111V110H245ZM249 111V110H248ZM69 112V111H68ZM71 112V111H70ZM73 112V111H72ZM72 112H71V114H72ZM86 112V111H85ZM169 112V111H168ZM191 112V111H190ZM206 112V111H205ZM221 112H222V109H221ZM247 112V111H246ZM137 113V112H136ZM145 113V112H144ZM155 113H156V111H155ZM169 113H171V112H169ZM215 113V112H214ZM227 113V112H226ZM230 113V112H229ZM245 113V112H244ZM146 114V113H145ZM201 114V113H200ZM203 114V113H202ZM207 114V113H206ZM220 114H222V113H220ZM243 114V113H242ZM258 114V113H257ZM157 115V114H156ZM177 115V114H176ZM179 115V114H178ZM185 115H186V113H185ZM192 115V114H191ZM224 115V114H223ZM239 115V114H238ZM246 115H247V113H246ZM254 115H255V113H254ZM253 115V116H254ZM141 116V115H140ZM160 116V115H159ZM218 116V115H217ZM244 116V115H243ZM257 116V115H256ZM259 116V115H258ZM97 117V118H96ZM147 117V116H146ZM156 117V116H155ZM179 117V116H178ZM204 117H206V116H204ZM225 117V116H224ZM228 117H229V115H228ZM144 118V117H143ZM161 118V117H160ZM183 118V117H182ZM181 118V119H182ZM248 118V117H247ZM251 118H253V117H251ZM255 118V117H254ZM59 119H61L62 121H64V123L65 124H62V122L60 123L59 122ZM75 119H78L79 120V122L80 121H83V124H84V121H86V122H88V123H90V124H92L93 126H106V127H108V128H116L117 130H119L120 131V133L119 134H123V135H125V136H128V137H131V138H133L134 139V141H136L135 143H137V145H138V148H139V150L141 151V153L143 154V155H146L147 156V158H146V156L145 157H138V155H136V156H133V154L131 153V148H129V147H127L128 146V144H126L127 146H116L117 144H119L120 145V143H115V145L113 144V141L111 142V140H113V138L110 140L109 138H104V134H103V132L102 131H104L105 130V128L102 130V128L100 129V130H102L101 131V136L98 138L99 139V142L98 143H100L103 147L101 148L102 150H100L99 149V146H101L100 144H98L97 143V147H98V149L100 150H98L99 152H101V151H103V152H105V151H107L109 154H108V156L106 155V152H105V156L103 157V155H101L100 153H98V152H94L93 151V148H92V144L94 143V142H97V141H94L95 139H94V137H93V140L92 141H94L93 143H91L92 141H91V139H88L87 138V136L89 137L90 135L88 134V133H90L89 131H88V129H89V127H88V129L87 130H84L85 131V133H87L88 135L87 136H85L83 133H81L80 131H78V130H76L75 129V127H77V124L75 125L74 123H72V121L73 120H75ZM99 119V120H98ZM151 119V118H150ZM154 119V118H153ZM176 119V118H175ZM180 119V118H179ZM194 119V118H193ZM197 119V118H196ZM209 119V118H208ZM242 119V118H241ZM258 119V118H257ZM261 119H263V118H261ZM90 120V121H89ZM103 120H105V121H103ZM164 120V119H163ZM170 120V119H169ZM173 120V119H172ZM207 120V119H206ZM215 120V119H214ZM227 120V119H226ZM252 120V119H251ZM158 121H159V119H158ZM201 121V120H200ZM253 121H254V119H253ZM264 121V120H263ZM71 122V123H70ZM212 122V121H211ZM220 122V121H219ZM224 122H225V120H224ZM223 122V123H224ZM228 122V121H227ZM234 122V121H233ZM244 122V121H243ZM248 122V121H247ZM250 122V121H249ZM87 123V124H88ZM148 123H152V120H150ZM182 123V122H181ZM186 123V122H185ZM191 123V122H190ZM201 123V122H200ZM205 123H206V121H205ZM246 123V122H245ZM256 123V122H255ZM82 124V122L81 123H79L78 125H81ZM86 124V123H85ZM86 124V125H87ZM172 124V123H171ZM177 124V123H176ZM175 124V125H176ZM184 124V123H183ZM188 124V123H187ZM209 124V123H208ZM214 124V123H213ZM233 125H234V123H232ZM238 124V123H237ZM252 124H253V122H252ZM44 125V126H43ZM58 125H61L62 127H63V129H64V131H63V129L61 130V129H59V127L60 126H58ZM69 125L71 126H73L74 127V125H75V127H74V129L76 130H73V128H71V127H69ZM85 125V126H86ZM185 125V124H184ZM192 125V124H191ZM224 125H227V123L225 122V124ZM248 125V124H247ZM261 125V124H260ZM67 126L69 127L68 129H67V131L69 130V132H68V134H69V137H68V134H67V136L64 138V136H62L65 140H66V138L68 137V144H66V145H64V147H60V148H62V149H60L59 147L57 148L56 146H57V144H56V136L54 137V135L56 134V132L57 131H63V133L64 132H66V130H65V128H67ZM82 127H84L83 125H81ZM92 126V127H93ZM141 126V127H140ZM153 126V125H152ZM169 126V125H168ZM178 126V125H177ZM210 126V125H209ZM242 126V125H241ZM253 127L250 129V132L251 133H249V134H251V136L253 135V134H255L254 132L256 131L255 129H254V125H252ZM256 126H257V124H256ZM262 126V125H261ZM44 127H47L49 130H51V128L53 129V131H55V132H53L52 134H54L53 135V138H54V142H49V141H52L50 138V140L49 139H47V137L46 136H48L47 135V133H46V131L44 130L45 128ZM58 127V128H57ZM61 127V128H62ZM81 127V128H82ZM147 127V126H146ZM149 127V126H148ZM156 127V126H155ZM219 127V126H218ZM227 127V126H226ZM230 127V126H229ZM46 128V129H47ZM58 130H57V129ZM79 128V127H78ZM183 128H184V126H183ZM196 128H197V126H196ZM195 128V129H196ZM224 128V127H223ZM263 128H264V126H263ZM56 129V130H55ZM84 129H85V127H84ZM147 129V128H146ZM149 129V128H148ZM154 129V128H153ZM164 129V128H163ZM212 129V128H211ZM216 129V128H215ZM227 129V128H226ZM231 129V128H230ZM230 129H229V131H230ZM80 130H83V128L82 129H80ZM94 130V129H93ZM100 130H98V128H97V131H100ZM107 130V129H106ZM116 130V131H117ZM243 130V129H242ZM261 130V129H260ZM88 131V132H87ZM97 131H95V132H97ZM115 131V130H114ZM147 131V132H146ZM194 131V130H193ZM210 131V130H209ZM93 132V131H92ZM186 132H188V131H186ZM196 132V131H195ZM219 132V131H218ZM226 132H228V131H226ZM257 132V131H256ZM262 132V131H261ZM59 135H60V133L59 132H57ZM67 133V132H66ZM94 133V132H93ZM98 133V132H97ZM100 133V132H99ZM98 133V134H99ZM154 133H156L157 134V132H154ZM211 133V132H210ZM222 133V132H221ZM225 133V132H224ZM240 133V132H239ZM245 133H247L246 131H245ZM58 134H57V137L59 138L60 136H58ZM62 134V133H61ZM97 134V136L96 137H98L99 135ZM102 134H103V136H102ZM121 134V135H122ZM185 134V133H184ZM199 134V133H198ZM203 134H205V133H203ZM241 134V133H240ZM62 135H66V134H62ZM91 135H92V133H91ZM94 135H95V133H94ZM158 135V134H157ZM191 135V134H190ZM201 134H199V136H200ZM234 135V134H233ZM245 135V134H244ZM243 135V136H244ZM115 136V135H114ZM227 136H228V134H227ZM229 136H230V134H229ZM256 136V135H255ZM263 136V135H262ZM49 137V136H48ZM61 137V138H62ZM106 137V136H105ZM128 137H126V138H128ZM157 137V139H158V141L159 142H165V138H163L164 136L162 135V137H159V136H156ZM155 137V138H156ZM190 137V136H189ZM188 137V138H189ZM201 137V136H200ZM90 138H92L91 136H90ZM202 138V137H201ZM228 138V137H227ZM252 139H253V136L251 137ZM251 138H250V140H251ZM63 139V140H64ZM109 139V140H108ZM167 139V138H166ZM176 139V138H175ZM213 139V138H212ZM233 139V138H232ZM244 139V138H243ZM247 139V138H246ZM249 139V138H248ZM59 140V139H58ZM129 140L130 139H128L127 141L129 142ZM154 140V139H153ZM171 140H172V138H171ZM170 140V141H171ZM174 140V139H173ZM191 140V139H190ZM207 140V139H206ZM221 140V139H220ZM228 140V139H227ZM91 141V142H90ZM133 141V142H134ZM197 141V140H196ZM195 141V142H196ZM9 142H11V146L8 148L7 147V145H8V143ZM16 142H18V145H15V143ZM63 142V141H62ZM114 142H115V140H114ZM158 142V143H159ZM181 142V141H180ZM179 142V143H180ZM185 142V141H184ZM199 142V141H198ZM214 142V141H213ZM216 142V141H215ZM228 142V141H227ZM238 142V141H237ZM255 142V141H254ZM260 142V141H259ZM53 143L54 144H56V145H53ZM66 142H64V144H65ZM130 143H132V140L130 141ZM134 143V144H135ZM145 143V144H144ZM182 143V142H181ZM197 143V142H196ZM202 143V142H201ZM206 143V142H205ZM208 143V142H207ZM239 143V142H238ZM249 143H250V141H249ZM258 143V142H257ZM91 144V145H90ZM133 144V143H132ZM149 144V145H148ZM162 144V143H161ZM168 144V143H167ZM177 144V143H176ZM183 144V143H182ZM199 144V143H198ZM227 144H229V142L227 143ZM255 144H256V142H255ZM260 144V143H259ZM258 144V145H259ZM59 145V144H58ZM69 146V147H66L65 148V146ZM96 145V143H94V146ZM122 145V144H121ZM156 146H157V143L155 144ZM164 145V144H163ZM175 145V144H174ZM179 145V144H178ZM178 145H175L176 146V148H177V146ZM196 145V144H195ZM200 145V144H199ZM224 145H225V143H224ZM238 145V144H237ZM242 145V144H241ZM245 145H247V142H244V144H243V147L245 148V150H246V146ZM159 146V145H158ZM165 146H168V145H165ZM164 146V147H165ZM170 146V145H169ZM172 146V145H171ZM218 146H219V144H218ZM229 147H230V145H228ZM234 146V145H233ZM236 146V145H235ZM253 146V145H252ZM133 148H134V146H132ZM154 147V148H153ZM174 147V146H173ZM181 147V146H180ZM183 147V146H182ZM242 147V146H241ZM249 147H250V144H249ZM66 149V150H64V149ZM92 148V149H91ZM96 148V147H95ZM94 148V149H95ZM105 148V151L103 150ZM190 148V147H189ZM236 148V147H235ZM260 148V147H259ZM67 149H69V152L67 151ZM164 149V148H163ZM174 149V148H173ZM178 149V148H177ZM183 149H185V148H183ZM200 149H201V147H200ZM242 149V148H241ZM250 149H251V147H250ZM253 149V148H252ZM134 150V149H133ZM137 150L138 149H136V152H137ZM186 150V149H185ZM184 150V151H185ZM206 150V149H205ZM244 150V149H243ZM244 150V151H245ZM258 150V149H257ZM72 151H76L75 153H74V155H73V152ZM96 151V150H95ZM182 151V150H181ZM188 151H190V150H188ZM208 151V150H207ZM214 151V150H213ZM220 151V150H219ZM226 151H228V154H226L225 155V157H226V160L227 161H232V159L234 158V157H236V155L235 156H233V151L232 152H229V151H231V149L230 150H227L226 149ZM247 151H249V150H247ZM256 151V150H255ZM102 152V153H103ZM135 152V151H134ZM139 152V151H138ZM172 152H174V151H172ZM178 152V151H177ZM202 153H203V149H202V151H201ZM200 151H199V153H201ZM258 153H259V151H257ZM140 153V152H139ZM141 153H140V155H141ZM156 153V155H154ZM176 153V152H175ZM198 153V152H197ZM205 153V152H204ZM203 153V154H204ZM226 153V152H225ZM224 153V154H225ZM250 153V152H249ZM262 153V152H261ZM264 153V152H263ZM76 154V155H75ZM78 154H80V155H78ZM131 154H132V156H131ZM163 154H164V156H163ZM206 154V153H205ZM243 154H245V153H243ZM109 155H110V157H109ZM117 155L119 156H121V159H120V157L118 158L117 157ZM178 155V154H177ZM185 155V154H184ZM154 156H156V161H153V157ZM175 156V155H174ZM201 156V155H200ZM203 156V155H202ZM199 157V156H195L194 155V158L195 159H197V161H192V163H194V164H192L191 162H189V160H187V159H183L182 157V160H185V162H183V163H186V165H188V164H192V165H194L195 167L196 166H202V170H203V166L205 165V162L208 160L207 158V160H205V158H203V157ZM208 156V155H207ZM223 156V155H222ZM243 156V155H242ZM245 156V155H244ZM171 157V156H170ZM176 157V156H175ZM187 157V156H186ZM251 157V156H250ZM123 158H126V160H124ZM190 158V157H189ZM224 158V157H223ZM249 157H247L245 160H246V162H245V160H240V161H242V165H243V167H240L239 169H234L235 171H234V174H236L235 176H237L238 178H241V179H244L245 180V183L243 184V186L241 185V186H238V187H236L237 188V192L238 193H241V192H245V191H247V190H249V188L250 187H252L253 185H254V177L252 176V174H251V172L253 171H251V169L249 168L250 166H249V162H250V160H253V159H248ZM257 158V157H256ZM262 158V157H261ZM32 160L31 161V165L30 164H25L28 160ZM93 160L97 165H95V163H94V167H98L96 170H92V167H93V162H91L90 160ZM179 159V158H178ZM212 159H213V157H212ZM225 159V158H224ZM259 159V158H258ZM262 159H264V158H262ZM7 160H8V163H7ZM29 160V161H30ZM129 160H131V161H129ZM180 160V159H179ZM26 161V162H25ZM29 161L27 162V163H29ZM254 161V160H253ZM3 162V161H2ZM18 162L19 163H21L22 162V164L24 163V165H30L27 169H30V170H32V171H30V170H26V171H30V172H33V171H37V173L39 172L40 173V175H45V176H47L48 177V179H46L47 181H45V180H43V179H41L40 178V176H38L37 174V176H38V178L36 177V180L34 181V182H32V178L30 179V181L32 182V184H33V186L30 184L29 185V188H28V190L27 191H23V193L21 192L22 190L21 189H19L20 188V186H19V184L21 185V183H19V182H21L18 178H16L17 180H15V176H11V174H13V171L17 174V171H19V169L21 170V166L19 167V166H16V165H18ZM153 162H158V163H156V167H154L153 166ZM182 162V161H181ZM91 163H92V166H91ZM130 163V164H129ZM177 163V162H176ZM214 163V162H213ZM252 163V162H251ZM258 163V162H257ZM157 164H162L163 166H164V169H162V167H159ZM255 164V163H254ZM264 164V163H263ZM23 165V166H24ZM137 165V166H136ZM185 165V164H184ZM239 165V164H238ZM99 166L100 167H102V172H100V169H99ZM206 166V165H205ZM236 166V165H235ZM154 167V168H153ZM185 167V166H184ZM188 167V166H187ZM214 167V166H213ZM217 167V166H216ZM234 167V166H233ZM194 168V167H193ZM192 168V169H193ZM227 168V167H226ZM230 168V167H229ZM237 168V167H236ZM256 168V167H255ZM26 169V168H25ZM25 169H24V167H23V171H25ZM98 169H99V171H98ZM191 169V168H190ZM194 169H196V168H194ZM210 169H212V167L210 168ZM215 169V168H214ZM220 169V168H219ZM185 170V169H184ZM197 170V169H196ZM199 170V169H198ZM207 170V169H206ZM216 170H218V169H216ZM61 171H64L65 172V177L63 178V179H65V181H66V185H67V187L65 186V189L62 187V186H60L59 188H56L55 186H56V184L57 183H59V180L60 181H62L63 179L61 178V174L60 173H63V172H61ZM208 171V170H207ZM233 171V170H232ZM257 171H259V170H257ZM201 172V174L202 175H204L203 173H202V171H200ZM223 172H224V170H223ZM225 172H226V170H225ZM224 172V173H225ZM35 173L36 172H34V175L33 176H35ZM42 173V174H41ZM100 173V174H99ZM186 173V172H185ZM196 173L198 174V171H196ZM204 173H205V171H204ZM209 173V172H208ZM207 173V174H208ZM212 173V172H211ZM228 173H230V171L228 172ZM254 173V172H253ZM258 173V172H257ZM15 174V175H16ZM187 174V173H186ZM200 174V173H199ZM227 174V173H226ZM233 174V173H232ZM255 174V173H254ZM20 175V174H19ZM19 175H18V177H19ZM27 175V174H26ZM63 175V174H62ZM174 175H177V176H174ZM205 175H206V173H205ZM210 175V174H209ZM221 175H223V173L221 174ZM22 176V175H21ZM24 176V175H23ZM129 176V177H128ZM170 176V177H169ZM200 176V175H199ZM256 176V175H255ZM32 177V176H31ZM44 177V176H43ZM185 177V176H184ZM189 177V176H188ZM187 176H186V184H188V185H186L185 184V187H184V189H195L194 187V185H196V183H195V181H196V176H194V178H195V181H194V179H193V176L192 175H190V177H192L191 179L190 178H188ZM201 177V176H200ZM210 177V176H209ZM99 178V182L97 181V179ZM183 178V177H182ZM204 178H205V176H204ZM225 178H226V175H225ZM224 178V179H225ZM236 178V177H235ZM250 179V182H247L246 181V179ZM62 179V180H61ZM102 179V180H101ZM103 179H105V181H108V183H109V181L110 182H112V181H114L115 182V184L114 185H116V181H118L120 184H122V187H123V190L126 192H124L122 195H121V200H122V204L123 203H125V205H126V208L124 207V208H121V207H123V206H125V205H123L122 206V204L118 201V199H119V197L118 198H116L115 200H117L118 201V203L119 204H121L120 206L118 205V203L117 204H115L114 202H112V200L110 201V202H112L111 203V205H109L110 206V208H109V211H112V212H114V215L116 216L115 218L113 217H111V213H109L108 215H106V214H104V213H102V211L104 210V209H102L101 210V212L99 211L100 210V207H99V205L101 206H105V204H106V194H105V192H103V190H105V188L107 187H103V188H101L102 187V182L101 181H103ZM199 179H201V178H199ZM230 179V178H229ZM116 180V181H115ZM175 180V179H174ZM203 180V179H202ZM219 180V179H218ZM231 180V179H230ZM233 180V179H232ZM261 180V179H260ZM105 181H103V185L105 184L104 182ZM139 181V182H140ZM197 181H199V180H197ZM207 181V180H206ZM221 181V180H220ZM28 183H30L29 181H27ZM27 182H25L26 184H27ZM48 182H50V183H48ZM101 182V183H100ZM134 182V183H135ZM138 182V185L140 184ZM145 182V183H144ZM185 182V181H184ZM200 182H202L201 180H200ZM227 182V181H226ZM100 183V184H99ZM118 183V184H119ZM207 183V182H206ZM206 183L204 184V185H206ZM234 183V182H233ZM264 183V182H263ZM24 184V183H23ZM50 184H53V185H55V186H53L54 188H52L51 187V185ZM64 184V183H63ZM62 184V185H63ZM109 184H112V183H109ZM117 184V185H118ZM198 184V183H197ZM202 184V185H203ZM213 184V183H212ZM50 185V186H49ZM106 185H108V184H106ZM116 185V186H117ZM149 185L147 186V188L149 187ZM154 185V186H153ZM200 185V184H199ZM217 185V184H216ZM219 185V184H218ZM258 185H259V183H258ZM258 185L256 184V186L258 187ZM28 186V185H27ZM34 186H36V188H34ZM110 186V185H109ZM219 186H221V184L219 185ZM219 186L217 187V186H215V187H217V188H219ZM1 187H0V189H1ZM8 187H6V188H8ZM33 187V188H32ZM58 187V186H57ZM63 189H62V188ZM118 187V186H117ZM143 187V186H142ZM199 187H202V186H199ZM204 187V186H203ZM207 187V186H206ZM206 187H205V189H206ZM232 187V186H231ZM234 187V186H233ZM3 188V187H2ZM23 188H25V187H23ZM61 188V189H60ZM67 188V189H66ZM108 188V187H107ZM106 188V190L107 191H109V189H107ZM114 188V187H113ZM11 189H12V187H11ZM11 189H6V190H10L11 191ZM34 189H35V191H34ZM198 189H200V188H198ZM203 189V190H202ZM201 190L203 191V193H204V188H202ZM210 189V188H209ZM220 189H221V187H220ZM224 189V188H223ZM234 189V188H233ZM232 189V190H233ZM251 189V188H250ZM263 189V188H262ZM12 190H14V189H12ZM24 190V189H23ZM111 191L112 190H114V189H110ZM118 190H122V189H118ZM143 190H144V188H143ZM147 190V189H146ZM150 190V189H149ZM196 190V189H195ZM206 190H208V188L206 189ZM17 191V190H16ZM110 191V192H111ZM115 192L117 191V189L116 190H114ZM148 191V190H147ZM189 191V190H188ZM192 191V190H191ZM212 191H214V190H212ZM221 191H222V189H221ZM228 191H229V193H227V194H229L230 195V189H228ZM7 192V191H6ZM114 192V193H115ZM119 191H117V193H118ZM123 192V191H122ZM153 192H154V190H153ZM153 192H150V193H153ZM176 192H174L175 193V195H176ZM197 191H195V194L196 195H193V196H189V199H190V197L193 199V200H199V198H202V197H200L199 196V193H196ZM198 192H199V190H198ZM206 192V191H205ZM232 192V191H231ZM234 192V191H233ZM232 192V193H233ZM253 192V191H252ZM0 193H3V192H1L0 191ZM174 193L172 194V195H174ZM187 193V192H186ZM193 193V192H192ZM213 192H211L210 194H212ZM214 193H216V192H214ZM214 193H213V195H214ZM223 193V192H222ZM231 193V194H232ZM234 193H236V192H234ZM246 193V192H245ZM245 193L243 194V195H245ZM249 193V192H248ZM14 194V195H13ZM16 194H17V192H16ZM108 194H110V193H108ZM141 194H143L142 196H141ZM181 193H179V195H180ZM206 194V193H205ZM209 194V193H208ZM208 194H206V196L208 197ZM218 194V193H217ZM221 194V193H220ZM219 194V195H220ZM256 194V193H255ZM257 194H259V193H257ZM3 195V194H2ZM4 195H5V193H4ZM8 195V194H7ZM39 195H42L43 197L41 198V196H39ZM115 195H117V194H115ZM120 194H118V196H119ZM146 195H148L147 197H149V195L150 194H146ZM183 195H184V193H183ZM182 195V196H183ZM192 195V194H191ZM203 195V194H202ZM213 195H211V197H212V201H213V205L215 204V202L217 201V199H214V200H216V201H214L213 200ZM222 195V194H221ZM224 195L226 196V194L224 193ZM233 195H235V194H233ZM237 195V194H236ZM239 195V194H238ZM250 195V194H249ZM262 195V194H261ZM1 196V195H0ZM11 196H16L15 195V191H14V193L12 192V195ZM68 196H70L71 198H73L74 199V201H73V203H71V204H68V201H67V198H68ZM131 196H132V199H131ZM153 196H155V194L153 193ZM176 196H178V195H176ZM188 196V195H187ZM217 196V195H216ZM216 196H215V198H216ZM253 196V195H252ZM3 197H5V196H3ZM3 197H1V199H0V229H2L3 230V233H1L0 232V234H2V236H3V234H5V237L4 238H8L7 240H10V241H7V240H5V241H7V242H5L2 238V240H0V243H2L3 241L5 242V245H6V248L4 247H2V246H4V245H0L1 247H0V249L1 248H3L4 249V251L6 250V251H10V252H13L14 250H17L18 251V249L19 250H23V253H24V251H27L26 249L24 250V248H26V247H24V245L27 243H25V244H23V245H17V242L15 243V239L17 238V237H19L20 236V234H22V232L21 233H19V231L20 230H24V226H27V227H29V231L31 230L32 231V228L35 226V224H33V222H34V220L32 221V220H30V221H32V223H29V219L27 220V218H24L23 216H25L23 213H21V211L23 212V210L22 209H19L18 210V206L16 205H13V203L15 202V204L17 203V201H15V199L14 198H12V199H14L13 201V203H11V202H9L8 200H7V198L5 197V198H3ZM8 197V196H7ZM67 197V198H66ZM110 197V196H109ZM112 197H113V195H112ZM145 197V196H144ZM156 197H157V201H158V194L156 195ZM161 197V198H162ZM180 197V196H179ZM179 197H177V198H179ZM218 197H220V196H218ZM217 197V198H218ZM224 197V196H223ZM223 197H221V200H222V198ZM245 197V196H244ZM260 197V196H259ZM4 200H3V199ZM17 198V197H16ZM70 198V199H71ZM155 198V197H154ZM172 198V197H171ZM185 198V197H184ZM226 198H227V196H226ZM231 199H232V195H231V197H230ZM239 198H242L241 196H239ZM256 198V197H255ZM258 198V197H257ZM9 199H11V198H9ZM12 199H11V201H12ZM69 199V198H68ZM111 199V198H110ZM150 199H151V196H150ZM185 199H188V198H185ZM191 199V200H192ZM209 199H211V198H208V200ZM230 199V200H231ZM234 199H236V198H234ZM254 199V198H253ZM252 199V200H253ZM7 200V201H6ZM120 200V199H119ZM120 200V201H121ZM153 200V199H152ZM160 200V199H159ZM177 200H179V199H177ZM181 200V199H180ZM202 200V199H201ZM229 200V199H228ZM263 200V199H262ZM116 201V202H117ZM156 201V200H155ZM161 201V200H160ZM163 201V200H162ZM167 201V202H168ZM171 201V200H170ZM204 201V200H203ZM203 201H201V202H203ZM206 201V200H205ZM223 201V200H222ZM239 200H237V202H238ZM241 201V200H240ZM71 202V201H70ZM159 202V201H158ZM178 202V201H177ZM187 202H189V200L187 201ZM192 202V201H191ZM196 202V201H195ZM220 202V201H219ZM236 202V203H237ZM248 202H250V201H248ZM109 203V202H108ZM107 203V204H108ZM163 203H166V202H163ZM170 203V202H169ZM199 203V202H198ZM204 203H206V206L208 205H211V202L209 201V203H208V201H206V202H204ZM218 203V202H217ZM222 203V202H221ZM221 203H219L220 204V206H221ZM228 203V202H227ZM168 204V203H167ZM166 204V205H167ZM194 204V203H193ZM196 204V203H195ZM200 204V203H199ZM256 204V203H255ZM263 204V203H262ZM118 205V206H117ZM151 205H153V206H151ZM171 205V204H170ZM201 205H202V203H201ZM218 204H216V206H217ZM238 205V204H237ZM240 205V204H239ZM102 206H101V208H102ZM164 206V205H163ZM204 206V205H203ZM219 206V205H218ZM225 206H227V204L225 205ZM242 206H243V204H242ZM18 207V208H17ZM175 207V206H174ZM180 207V206H179ZM187 207V206H186ZM194 207V206H193ZM196 207V206H195ZM200 207V206H199ZM211 207V206H210ZM234 207V206H233ZM238 207V206H237ZM23 208V207H22ZM104 208V207H103ZM155 208H157V207H155ZM165 208H166V206H165ZM213 208V207H212ZM221 207H219V209H220ZM228 208V207H227ZM227 208H225V210L224 211H228L227 210ZM243 208V207H242ZM158 209V208H157ZM198 209V208H197ZM201 209V208H200ZM199 209V210H200ZM207 209V211H205V212H208V209L209 208H206ZM221 209V210H222ZM232 209V208H231ZM21 210V211H20ZM108 210V209H107ZM163 210V209H162ZM179 210V209H178ZM192 210V209H191ZM198 210V211H199ZM205 210V209H204ZM222 210V211H223ZM242 210V209H241ZM57 211H59L60 213H61V215L60 214H58L57 213ZM214 211V209L213 210H211V212L209 211L208 213H209V215L211 216V214H212V212ZM221 211V212H222ZM255 211V210H254ZM100 212V213H99ZM168 212V211H167ZM176 212V211H175ZM188 211H186V213H187ZM192 212V211H191ZM194 212H196V211H194ZM217 212H219V211H217ZM241 212V211H240ZM259 212V211H258ZM228 212H226V214H227ZM229 213H231V212H229ZM243 213V212H242ZM241 213V214H242ZM252 213V212H251ZM23 214V215H22ZM25 214H26V212H25ZM30 214V212H28V215ZM173 214V213H172ZM184 214V213H183ZM189 214V213H188ZM200 214V213H199ZM203 214H205V213H203ZM202 214V215H203ZM215 214V213H214ZM27 215V216H28ZM30 215V216H31ZM167 215H169V217L167 216ZM177 215V214H176ZM201 215V216H202ZM208 215V214H207ZM232 215V214H231ZM244 215H245V212H244ZM253 215V214H252ZM264 215V214H263ZM29 216V217H30ZM186 216V215H185ZM219 216V215H218ZM217 216V217H218ZM251 216V215H250ZM261 216V215H260ZM31 217V218H32ZM198 217H200V216H198ZM212 217V216H211ZM217 217L215 216V218H216V220H213V219H210V218H207V219H210V220H212L211 222H213L212 224L213 225H215V228L216 227H218L217 226V224H215V223H217V222H214V221H217ZM226 217V216H225ZM225 217H224V219H225ZM245 217H246V215H245ZM34 218H35V216H34ZM171 218V219H170ZM176 218V217H175ZM187 218V217H186ZM213 218H214V215H213ZM222 218V217H221ZM244 217H242V219H243ZM247 218V217H246ZM33 219V218H32ZM37 219V218H36ZM194 219V218H193ZM198 219V218H197ZM200 219V218H199ZM203 219V218H202ZM228 219V218H227ZM232 219H233V216H232ZM237 219V218H236ZM252 219V218H251ZM254 219V218H253ZM135 220V221H134ZM177 220V219H176ZM204 220H206V219H204ZM244 220V219H243ZM134 221V222H133ZM186 221H188V220H186ZM202 221V220H201ZM207 221V220H206ZM206 221H204V225L206 224L205 222ZM221 221H222V219H221ZM230 221V220H229ZM255 221H257V220H255ZM44 222V221H43ZM176 222V221H175ZM237 222H239V221H237ZM246 222H247V219H246ZM34 223H36V221L34 222ZM39 223V222H38ZM178 223V222H177ZM192 223V222H191ZM200 223V222H199ZM222 223H223V221H222ZM250 223V222H249ZM252 223V222H251ZM49 224V225H50ZM139 224V223H138ZM140 224H142V223H140ZM143 224V225H144ZM190 224V223H189ZM197 224V223H196ZM200 224H202V223H200ZM209 224V223H208ZM235 224V223H234ZM238 224H240V223H238ZM246 224V223H245ZM255 224V223H254ZM43 225V226H42ZM176 225V224H175ZM186 225V224H185ZM191 225V224H190ZM207 225V224H206ZM219 225V224H218ZM229 225V224H228ZM248 225V224H247ZM36 226H38V225H36ZM142 226V225H141ZM148 226V225H147ZM146 226V227H147ZM179 226V225H178ZM177 226V227H178ZM236 226H237V224H236ZM261 226V225H260ZM184 227V226H183ZM198 227H200L199 228V231L200 230H202V226L201 225H199ZM205 228L207 227L208 228V226H204ZM211 227V226H210ZM214 227V226H213ZM213 227H212V229H213ZM245 227V226H244ZM254 227V226H253ZM18 228L20 229L19 231H18ZM41 228V229H40ZM100 228V227H99ZM98 228V229H99ZM189 228V227H188ZM205 228H204V231H206L207 230V228H206V230H205ZM101 229V228H100ZM149 229H150V227H149ZM237 229H238V227H237ZM252 229V228H251ZM260 229H262L263 230V228H262V226L260 227ZM26 230V232H27V229H25ZM37 230H38V228H37ZM36 230V231H37ZM107 230V229H106ZM152 230V229H151ZM181 230V229H180ZM210 230V229H209ZM219 229L217 228V232H218V234H220L219 233V231H218ZM254 230V229H253ZM1 231V230H0ZM102 231V230H101ZM188 231V230H187ZM193 231H195V230H193ZM203 231V230H202ZM202 231H200V232H202ZM212 231L213 230H211V233H212ZM230 231H231V229H230ZM256 232L258 231V230H255ZM109 232V231H108ZM154 232V233H155ZM170 232H172V233H170ZM206 232H208V231H206ZM225 232V231H224ZM243 232V231H242ZM259 232V231H258ZM257 232V233H258ZM24 233V232H23ZM34 233H36L35 231H34ZM115 233V232H114ZM122 233V234H123ZM149 233H150V231H149ZM181 233V232H180ZM184 233V232H183ZM189 233V232H188ZM211 233H209V234H211ZM232 233V232H231ZM235 233V232H234ZM240 233V232H239ZM260 233V232H259ZM33 234V233H32ZM101 234V233H100ZM108 234V233H107ZM109 234H110V232H109ZM112 234V233H111ZM146 234V233H145ZM175 234L177 235V236H179V232L178 231H175ZM184 234H186V233H184ZM201 234V233H200ZM208 234V233H207ZM207 234H205L204 235V232H202V236L204 235V236H206ZM208 234V235H209ZM216 234V233H215ZM222 234V233H221ZM227 234H228V232H227ZM248 234V233H247ZM263 234H264V232H263ZM31 235V234H30ZM29 235V236H30ZM35 235V234H34ZM105 235V234H104ZM117 235V234H116ZM181 236H182V234H180ZM214 235V234H213ZM212 235V236H213ZM225 235V234H224ZM232 235V234H231ZM253 235V234H252ZM36 236V235H35ZM38 236V235H37ZM156 236V235H155ZM180 236V237H181ZM204 236H203V238H204ZM210 236V235H209ZM216 236V235H215ZM219 236H221V235H219ZM233 236V235H232ZM262 236V235H261ZM21 237V236H20ZM19 237V238H20ZM30 237H34V236H30ZM115 237V236H114ZM167 237H169V238H167ZM188 236L186 235V238H187ZM214 237V236H213ZM218 237V236H217ZM230 237V236H229ZM242 237V236H241ZM240 237V238H241ZM27 238V237H26ZM35 238V237H34ZM39 238V237H38ZM37 238V239H38ZM69 239V241H74V243H76L77 245H78V247L76 248V246L74 245L73 247L74 248H76V249H74L73 247V249H70V247L68 248L67 246L65 247V246H63L62 245V243H64V239ZM109 238V237H108ZM113 238V237H112ZM147 239H148V237H146ZM160 238V237H159ZM174 238V237H173ZM212 238V237H211ZM233 238V237H232ZM239 238V237H238ZM246 238V237H245ZM258 238V237H257ZM260 238V237H259ZM18 239V238H17ZM29 239V238H28ZM47 239V238H46ZM67 239V240H68ZM70 239H72V240H70ZM129 239V238H128ZM158 239V238H157ZM180 239V238H179ZM188 239V238H187ZM221 239H222V237H221ZM220 239V240H221ZM227 238H225V240H226ZM230 239V238H229ZM242 239H243V237H242ZM20 240V239H19ZM31 240V239H30ZM32 240H33V238H32ZM36 240V239H35ZM39 240V239H38ZM66 240V241H67ZM110 240V239H109ZM113 240V239H112ZM133 240V239H132ZM146 240V239H145ZM149 240V239H148ZM159 240V239H158ZM157 240V241H158ZM183 240H184V238H183ZM183 240H182V242H183ZM190 240H192V239H190ZM190 240H186V247H187V249H189V250H193V252L195 251L196 252V254H198V253H204L205 252V254L207 255V253H206V251H204L203 252V248L201 247L200 248V244L198 243V242H196V243H194L193 242V240H192V242L190 241ZM208 240V239H207ZM219 240V239H218ZM217 240V241H218ZM234 240V239H233ZM251 240V239H250ZM2 241V242H1ZM13 241H14V243H13ZM17 241V240H16ZM23 241V240H22ZM21 241V242H22ZM34 241V240H33ZM33 241H30V242H33ZM63 241V242H62ZM68 241V242H69ZM117 241V240H116ZM179 241V240H178ZM181 241V240H180ZM195 241V240H194ZM259 241V243H257L256 242V240H255V244H251V246H250V248H251V251H250V257L248 256V259H246L247 260V262L245 263V264H264V235L262 236V239L260 240H258ZM19 242V241H18ZM67 242V243H68ZM108 242V241H107ZM111 242V241H110ZM109 242V243H110ZM114 242V241H113ZM122 242H123V240H122ZM159 242V241H158ZM173 243H174V240L172 241ZM181 242V243H182ZM200 242V241H199ZM205 242V241H204ZM211 242V241H210ZM232 242V241H231ZM22 243H24V242H22ZM66 243V244H67ZM70 243V242H69ZM73 243V244H74ZM102 243L103 244H105V246H103L102 245ZM124 243V242H123ZM123 243H122V247H123ZM135 243V242H134ZM134 243H133V245H134ZM142 243V242H141ZM154 243V242H153ZM166 243V244H165ZM177 243V242H176ZM197 243L199 244V245H197ZM212 243V242H211ZM237 243V242H236ZM246 243H248V242H246ZM251 243V242H250ZM3 244V243H2ZM21 244V243H20ZM72 244V243H71ZM93 244V243H92ZM113 244V243H112ZM125 244V243H124ZM130 244V243H129ZM138 244V243H137ZM136 244V245H137ZM145 244V243H144ZM157 244V243H156ZM172 244V243H171ZM175 244V243H174ZM173 244V245H174ZM225 244V243H224ZM88 245V244H87ZM91 245V244H90ZM89 245V246H90ZM107 245V246H106ZM140 245V242H139V244H138V246ZM172 245V246H173ZM180 245V244H179ZM205 245V244H204ZM209 245V244H208ZM212 244H210V246H211ZM220 245H222V244H220ZM26 246V245H25ZM27 246H29L30 247V245H28L27 244ZM70 246V245H69ZM94 246V245H93ZM138 246H136V248H135V246H133V247H131V246H127V243H126V245L124 246V248L122 249V250H124L123 251V256H122V259H124L125 260V262L127 263L128 261H130L129 260V258H132V256L131 257H129V254H128V252H131V253H133V252H135L134 254L136 255L137 253H138V249H137V247ZM140 246H142V245H140ZM38 247H39V249H38ZM92 247V246H91ZM150 247V246H149ZM157 247H158V245H157ZM164 247V249L166 248L165 246H163ZM170 247V246H169ZM98 248V247H97ZM96 248V246L95 247H93V248H91L92 250L93 249H97ZM110 248H111V246H110ZM147 248V247H146ZM145 248V249H146ZM155 248H156V246H155ZM159 248V247H158ZM223 248V247H222ZM232 248H233V246H232ZM242 248H243V246H242ZM3 249H1V250H3ZM100 249V248H99ZM98 249V250H99ZM151 249V248H150ZM160 249V248H159ZM164 249H160L161 251L162 250H164ZM209 249V248H208ZM226 249H227V247H226ZM246 249V248H245ZM34 250H35V248H34ZM89 250V249H88ZM104 250V249H103ZM109 250V249H108ZM115 250V249H114ZM113 250V251H114ZM119 250V249H118ZM140 250H141V248H140ZM142 250H144V248L142 247ZM166 250H167V248H166ZM220 250H222V249H220ZM240 250V249H239ZM91 251V250H90ZM97 251V250H96ZM100 252H101V250H99ZM107 251V250H106ZM105 251V252H106ZM110 251H112V249H110ZM146 251V250H145ZM176 251V250H175ZM185 251V250H184ZM215 251H216V249H215ZM3 252V251H2ZM1 252V253H2ZM14 252H16V251H14ZM20 252H22V251H20ZM34 252V251H33ZM36 252V251H35ZM45 252V251H44ZM98 252V251H97ZM105 252H103L102 251V253H104V257H108V255H106V253ZM109 252V251H108ZM122 252V251H121ZM142 252V251H141ZM147 252V251H146ZM148 252H151V254L153 255V253H154V251H153V249L152 250H148ZM156 252H157V250H156ZM155 252V254H159V252H157L156 253ZM208 252V251H207ZM241 252H243V251H241ZM6 253V252H5ZM19 253V252H18ZM31 252H29V254H30ZM88 253V252H87ZM96 253V252H95ZM113 253V252H112ZM215 253V252H214ZM222 253V252H221ZM238 253H240V251H238ZM248 253V252H247ZM3 254V253H2ZM8 254V252L6 253V255ZM52 254V255H53ZM91 253H89V255H90ZM92 254H93V251H92ZM96 254H99V253H96ZM114 254V253H113ZM117 254V253H116ZM115 254V255H116ZM145 254V253H144ZM143 254V255H144ZM161 254H164V253H162L161 252ZM180 254V253H179ZM209 254V253H208ZM13 255V254H12ZM15 255V254H14ZM32 255V254H31ZM33 255L35 256V255H37L36 253H33ZM47 255V254H46ZM45 255V256H46ZM52 255H51V257H52ZM57 255H56V257H57ZM94 255V254H93ZM131 255V254H130ZM134 255V256H135ZM140 255H142L141 253H140ZM140 255H138L137 254V256H140ZM142 255V257H144L145 258V256H143ZM173 255H175V254H173ZM184 255V254H183ZM187 255V254H186ZM204 255V254H203ZM223 255V253L221 254V256ZM227 255V254H226ZM242 255V254H241ZM2 256V255H1ZM26 256H27V254H26ZM38 256V255H37ZM44 256V254L42 255V257ZM48 256V255H47ZM98 256V255H97ZM101 256V255H100ZM117 256V255H116ZM133 256V257H134ZM166 256V255H165ZM177 256H178V254H177ZM185 256V255H184ZM205 256V255H204ZM208 256H210V255H208ZM213 256V255H212ZM215 256V255H214ZM10 256H8L7 258H9ZM19 257V256H18ZM21 257H22V255H21ZM39 257V256H38ZM40 257H41V255H40ZM95 257H96V255H95ZM99 257V256H98ZM111 257V256H110ZM153 257V256H152ZM151 257V258H152ZM183 257V256H182ZM234 257V256H233ZM245 257V256H244ZM2 258V257H1ZM29 258H33V257H29ZM47 258V257H46ZM86 258H87V256H86ZM88 258H89V256H88ZM91 258H92V256H91ZM91 258H89V259H91ZM101 258V257H100ZM134 258H136V257H134ZM139 257H137V259H138ZM154 258V257H153ZM231 258V257H230ZM3 260L5 259V256H4V258H2ZM17 259V258H16ZM21 259V258H20ZM24 259H26V257L24 256ZM42 259V258H41ZM45 259V258H44ZM136 259V260H137ZM181 259V258H180ZM187 259V258H186ZM216 259V258H215ZM221 259V258H220ZM229 259V258H228ZM236 259V258H235ZM245 259V258H244ZM1 260V259H0ZM15 260V259H14ZM26 260H29L30 262H31V260L30 259H26ZM25 260V261H26ZM34 260V259H33ZM48 260H50L51 261V259L50 258H48ZM48 260H47V263H48ZM53 260V259H52ZM105 260V259H104ZM132 260V259H131ZM134 260V259H133ZM151 260V259H150ZM155 260V259H154ZM206 260V259H205ZM208 260V259H207ZM226 260V259H225ZM224 260V261H225ZM241 260V259H240ZM7 261V263L9 262L10 263V260L8 259V260H6ZM5 261V262H6ZM12 261H13V259H12ZM11 261V262H12ZM25 261H24V263H25ZM39 261V260H38ZM119 261H120V259H119ZM135 261V260H134ZM147 261V260H146ZM149 261V260H148ZM187 261V260H186ZM221 261V260H220ZM232 261V260H231ZM231 261H230V263H231ZM235 261V260H234ZM4 262V261H3ZM16 262H18V259L16 260ZM27 262V261H26ZM44 262H45V260H44ZM43 262V263H44ZM53 262V264H55ZM100 262H101V260H100ZM105 262V261H104ZM109 262H110V260H109ZM137 262H138V260H137ZM201 262H203V261H201ZM208 262V261H207ZM222 262V261H221ZM220 262V263H221ZM240 262H242L243 263V260H241ZM14 263V262H13ZM24 263H22V264H24ZM37 263V262H36ZM46 263V262H45ZM49 263H51L52 264V262H49ZM99 262H97V264H98ZM112 263H113V260H112ZM121 263V262H120ZM130 263V262H129ZM159 263V262H158ZM177 263V262H176ZM204 263V262H203ZM209 263V262H208ZM226 263V262H225ZM235 263H237V262H235ZM12 264V263H11ZM15 264H19V263H15ZM30 264V263H29ZM32 264V263H31ZM33 264H35L34 262H33ZM93 264V263H92ZM103 264V263H102ZM119 264V263H118ZM123 264V263H122ZM162 264V263H161ZM178 264V263H177ZM188 264V263H187ZM194 264V263H193ZM205 264V263H204ZM239 264V263H238Z\"/></svg>",
	"mask_w": 264,
	"mask_h": 264
}]
</instances>
